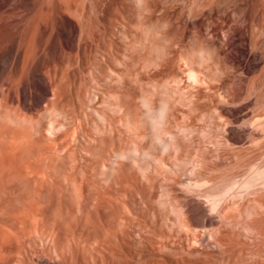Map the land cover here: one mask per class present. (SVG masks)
<instances>
[{"label": "rangeland", "instance_id": "374dc122", "mask_svg": "<svg viewBox=\"0 0 264 264\" xmlns=\"http://www.w3.org/2000/svg\"><path fill=\"white\" fill-rule=\"evenodd\" d=\"M81 1H83V2H81ZM63 2H65V1H63V0H51L52 7H53V4L56 6V7L54 6L55 7L54 9H56V13H54V11H55L54 9L50 14L43 13V16H46V18H47L45 20V17L41 18L42 15L39 19V15L36 13L35 7H36V5H39L41 3H45V5L49 4V1H47V0H40V1L39 0H0V103L5 100L4 102H6V101L7 102L6 103L3 102V104L4 105L9 104V106H10L9 107L8 105H6L9 108H5V109H8V110L10 109V110H14V111L20 110L19 113L24 112V113H26L27 117L30 115L29 118H32L34 115V118H35V119H33V124H34L36 117L38 120H39V118H42L43 114H45V112L47 111V108H49V106L52 105L53 101H51V100H55L54 98L56 97V94L54 91L60 90V91H58L57 94H59V92L60 93L62 92L65 94H59L62 97H60L59 95H57V96H59L60 98H63V96L65 98L67 96L66 102L67 103L72 102V103H68V104H72L73 107L75 105L76 108H78V109H76V111L78 112V113H76L77 114L76 115L74 112L75 108L69 110L68 107L69 108H72V107L69 106L66 102H65L66 103L65 104L63 101H61L62 99H59L56 97V99H58L57 101H61L60 105L63 103L65 104V106H66L64 108V109H66L65 111H67V109H68L67 112H62V114H61V112L59 113L61 115L60 118L62 119L63 124L65 122H67V120L63 121L64 119L70 120L69 122H71V123H69L70 126H68V127H71V130L75 129V130H73V131H75L74 133L72 131L70 133L68 132V134L70 136L72 133L74 135L76 133H78V135H75V136L80 137V139L78 137L76 140H72V139H74V137L72 138V137L68 136L67 139H69V137H70L69 141L71 142V144H67V143H70L68 141H63V142H65V145H63V142H62V143H60V146H58L59 151L60 150L63 151V148H60L62 146L67 145V147H68L69 145L72 146L74 144V146L71 147L73 149H76V147L78 146V149H77L78 151H76V150L72 151L71 148H70V150H71L70 151L67 149V147H65L66 149H64V152H65V150H68L69 151V152H67L68 154L70 152H73L75 154L74 151H76V153H78L79 157H77V155L76 156L72 155V156H70V158H71V160H70L69 156L65 155L63 152L62 154H64V157H65V159H63V158H61L62 154H59L58 150H56L54 152L55 148L57 147V144H54V145H56L55 147H53L54 146L53 144H48L46 146L50 147L51 145H53L52 148L50 147V149H48L45 147L46 148V154H44L42 157H39L40 159L36 158V159H32L30 161H25L26 164H24V161H23V163H20L21 161L13 162V164L11 165L14 168L15 165L19 164L18 167H16V168H19L20 170L24 169V171H28V172H26V174H28V175L25 174L27 177L26 180H24V182L22 180H20L23 183H21L20 181L19 182L16 181L17 184H14V182L8 183V181H6V179H8V178H5L4 180H0L1 181L0 190L4 189V186L3 187H1V186L5 185V184H2L3 183L2 181H4V182L6 181L7 185L9 184L8 186L11 189L16 188V187H19V188L22 187L23 192L27 191L29 189L31 191H34L35 189H37L36 186H33V185L35 184L36 180L39 181L40 180L39 178H41V177L44 178L46 181L45 182L43 179V181H44L43 183H46L45 184L46 187L43 188L44 191L42 189V192H43L44 197H45V200L41 201V202H43L42 204L38 200L36 201V199H34V196H32V194L29 192L30 190L28 191L30 193L29 194L30 200H29L28 194H24L27 192L22 193V192H20V191H22V189H19V191H18L17 188H16L17 191L15 192L13 189V193H11L12 195L15 192L16 194L14 196H16V195H18L17 193L20 192L21 195H26V196H24V198H27L26 200L30 201L29 205H27L26 207L17 205L16 210L13 209L14 213H15V211L19 212V208H22V207L23 208L21 209L22 212L21 213L17 212L16 215H14V213H12V212L10 213V211L7 209V208H9V207H7V205L9 203H11V201L16 202V200H18L19 197H21V199H22V196L18 195V196H16V198L13 197V198H15V200L13 201V198H11L10 199L11 201H10V200H7L8 198L5 197L6 195L5 196L2 195V194H4V192L0 191V193H2L0 195L5 197L8 202L10 201L9 203L7 202V204L5 203L4 205H3V203L0 202L1 203L0 206L3 205L2 206L3 208L1 207L0 210L3 209V211H4V215L0 216V220L3 221L0 223V226L2 229L7 227L6 231L2 232V230H0L1 231L0 238H5V239H3L4 241L0 240V243H1L0 244V252H2V250H3V253L0 254L1 255L0 256V264H16V263L21 264L18 261L15 262L16 259L20 260V258H18L19 256L17 254L18 253L17 250L24 254L23 256L20 255L22 260L25 259V260H23L24 262H26L24 264H66V263L70 264L72 262H73L72 264H76L77 262H78L77 264H105V261H107L106 264H264V194H263L264 190L261 191L262 195H259V197H258V194L260 193L259 192L260 190L257 191L258 194L254 193L253 194L254 196H252V197L247 196L248 197L247 199L245 197L242 200H238L237 201L238 203L237 202L234 203V204H236V206H234V204L232 203L231 206L233 205L234 208L235 207L237 208V205L239 206V204H240L241 209H239L240 208L239 207L237 209H234L235 211H232V209H233V207H232L231 211L229 210L231 214L229 213L228 216H227V214H228L227 212H229V211L222 212V214L226 213V214L222 215V216L226 215V217L224 216L222 219V216L220 217L221 214L219 215L217 213L219 215V217H218L216 213H214V214L212 212L210 213V211L208 210L209 209L208 205L206 204V199L204 197L201 199V198H199L198 194L197 195H194V193H193V195H192V193L189 194L185 190H182V189H184V188H182L183 186H180L182 184V182L185 183V181H187L188 178H189L188 180H191L192 179L191 177L196 179V174H197V177L199 176L198 177L199 179L201 178V176H202L201 179H204L207 176H208V178L210 176H213L212 178H214L215 181L214 180L213 181L215 182V184H217L216 181L219 180L218 181L219 185H223L222 183H224V181L228 182L231 180H237V179L242 178L246 174V172L249 170V168L251 167L250 165H252L254 163L258 164V162H261L260 163L261 165L264 163V131H263L264 127H262V126L258 127L257 126L258 129H256V127H255L256 124L254 126L255 129L252 126L250 127V123H251V125L254 124L250 121L251 119L253 121L256 118L259 119L260 116L264 118V88H263L264 85H262L264 83V0H68V3H66V7H65ZM32 9H33V11L34 10L35 11L33 12ZM65 9L68 11H66ZM44 10H47L46 12H48V6L47 7L45 6ZM44 10H43V12H45ZM31 11L33 12V14ZM36 15H38V17H36V19H35L34 16H36ZM50 15H51V17H50ZM52 17H53V19H55L54 21H51ZM34 19L37 21V22H35L37 24L33 26ZM38 23H40V24H38ZM32 27H34V28L32 29ZM49 28L50 29L52 28V29L50 30ZM30 29H31V31H29ZM30 34H31V36H30ZM29 37H30V39H29ZM33 37H35V38H33ZM31 38L35 39L34 40L35 44H34V41L31 43ZM27 42H28V44L30 43V45H28ZM143 46H145V47H143ZM135 48H136V50H135ZM139 48H141V49H139ZM142 48H145V49H147V48H149V49L150 48H158L157 50L155 49V51H159L161 55L159 54V52L158 53L153 52L155 59H156V55H158V54L160 55L159 57H157L158 61L155 60L154 58H151L153 56V53H152L153 50H150V52L152 53V54H150L149 52H147V53L144 52L142 50ZM192 48H196L195 49L196 51H200V49L198 50V48H202L201 49L202 53H204V55L206 54L207 56L209 55L208 57L206 56V58L207 59L209 58V60H210V56L213 57V58H211L212 60H210L208 62L207 66L205 65L207 62L205 64L202 63V62H205L204 59H206V58H203L204 55H202L201 52H198L199 54L196 53V51H194V49H192ZM206 49L209 51H207ZM139 50L141 52L143 51L144 54L143 53L140 54L141 52L136 53V51H139ZM172 50L175 51L174 54L172 53V52H174ZM203 50H205L206 53ZM170 51H172V52H170ZM189 51H191L190 52L191 54H192V51H194L196 54L201 55L200 59L203 58L202 60H204V61H201V62H200V60L198 61L201 63L200 67L206 66V68H208V65H211L207 69V70H210L211 72L206 71V69L204 67L203 70H205L206 73L200 72V73H202L200 75L204 74L205 76L206 75L208 76L209 75L208 72L212 75V72H214V70H215V76H216V71H219L220 70L219 67H221V65H222L221 62H219V61H222V59H224L223 60L224 62L222 61L223 65H224V66L222 65V67H224V68H221L224 70V72H223V70H222L223 73L217 72V76H216L217 78H214L215 83H212V84H215L214 88H213V85L211 86V89L213 88L216 90V88H217L219 93L216 90V92H217V94H216L215 90L211 91V89L207 88V87L210 88L209 81L211 80V82H212V80H213V78H210L211 75L208 76V78H210V80L208 78H206V80H204V78H202L203 76H201V78L205 82V83L203 82L204 85L209 84L207 87L205 86L204 88H202L204 86L203 84H202L203 86L199 85V87L194 86L195 88H197V89H195L196 90L195 93H197V91H198L197 94H199V91L202 89L204 91V92H202V95H203V93L208 95L209 90H210V92H214L211 94H213L212 98L215 96V94H216V96H218V98H216V100H214V98L216 96L213 99L210 97L211 94H209V97H204V96L199 95V97L197 96L198 98L201 97L199 100L197 97H192L193 99H191L190 98L191 96H196L195 93L193 95V93H192L193 90H192V92L190 91L191 89H193V86H192V88L190 86H188L191 88V89L189 88L190 93L188 91H186V89H187L186 84L188 83V79H187V77L185 78L186 73H184V72H186V71H184V67H185V65H187V62L184 60V63L182 64V61H181L182 59H181L180 54L183 53V54L189 55ZM162 52H163V55H162ZM148 53L152 56L146 57V56H148ZM169 53H172V54H169ZM213 53H214V55H213ZM30 54H32V55H30ZM138 54H140V55L146 54V55L143 56L142 61H141V58ZM110 55L111 56L115 55V57H111ZM193 55H195V54H193ZM135 57H139V58H135ZM226 57L228 58L227 60H226ZM252 57L254 59H252ZM150 58L154 59V60H151ZM164 58H167V59L170 58L168 60V64H169V62H171L169 66L172 67L171 70L174 73H175V71H178L175 73V76L170 75V78H169L170 80L165 79V77L167 76L166 78H168V75H169L168 72L170 74H173V72L167 71L169 66L167 68V66L165 65V64H167V62L165 61L167 59L163 60ZM184 58H186V57L184 56L183 59ZM188 58H189V62H191L192 60L195 59L193 57V59L190 60V58H192L191 56ZM188 58H186V59H188ZM198 58H199V56L195 60H197ZM178 59H179V61H177ZM207 59H206V61H207ZM139 60L141 61V64H147L148 62H150V64L152 65V66L149 65L150 71H148L149 70L148 68L147 69H145V67L142 68L143 65H141L140 63H139L140 65L138 64ZM238 60H240V61H238ZM155 61H156V63H155ZM161 61L165 62V63H162ZM211 61L212 62L214 61V62L210 63ZM216 61H217V64H214ZM225 61L227 62L226 65L227 64H229V65L226 66L224 64ZM136 62L140 68L138 67L137 64H136L137 66L135 65ZM232 62H234L235 64H233ZM237 62L240 64V65H238L239 67L237 66V64H238ZM160 64H162V65L164 64L166 66L167 70L163 69V71H162V69H160V67H162ZM95 65H97V66H95ZM189 65L191 67L193 66L191 63H189ZM198 65H199V63H198ZM198 65L195 64L193 67L194 68L196 67L197 69H201ZM232 65H234V66H232ZM124 66H126V67H124ZM133 66H136L134 68V70L138 69V71L143 70L144 72H146V73H143V71H142V76H141L142 78L146 79V81H143V79L141 77H139L140 74L136 73V71H134V73L131 72L134 74L132 77V74H130L128 71H129V69L132 70L131 67H133ZM146 66L148 67V64ZM225 66L228 68V70H226L227 68ZM106 67H107V69H106ZM191 67L187 66L186 68L190 69ZM230 67H231V69H230ZM234 67H235V69H238V70H235V72H234V70H232ZM218 68H219V70H218ZM157 69H158V71H157ZM175 69H177V70H175ZM188 69H186V70H188ZM229 69L232 70L233 73H232V71L230 72ZM203 70L201 69L200 71H203ZM225 70L227 71V74L230 72L229 73L230 76L228 75L230 78L226 76L224 79V77L222 76V74L225 75V72H226ZM197 71H199V70H197ZM148 72H151V73H148ZM155 73H157V74H155ZM160 73L162 74V76ZM117 74H119V76ZM144 74H147L145 76L149 75L148 77H150V78H148V77L145 78V76H143ZM176 74L181 75L180 77H181V79L182 78L183 79L181 80L178 78L176 80L175 78H173V77H179ZM137 75H138V77L135 78ZM213 75H214V73H213ZM171 76H173V77H171ZM152 77L156 80H158V79L162 80L163 79V81L161 82L162 84L157 83V85H156L155 82L153 81V79L151 81H153L154 84H152L151 81H149V79H151ZM211 77H213V76H211ZM139 78H140V80H139ZM136 79L141 81V83L143 82V85H141L139 81H136ZM168 80H169V82H167ZM55 81H56V83H55ZM66 81H67V83H66ZM148 81L151 83L150 85H152L153 88H155L154 86H156L155 92H157L158 94H160L159 92H161V90H164L165 88H167L166 90L171 88L172 91H170V92H173V94L175 92L176 93L175 95L178 96L177 94H179V91H181L182 89L180 90L178 88V90H179L178 91L177 88H175V87L183 88V90H184V88H186L184 90V92H185L184 95H186L185 97H188L187 94L188 95L192 94L191 96L186 98V100L184 99L185 101H188V103H190L189 105L187 102L182 101L183 100L182 97H181V100H178V101L179 102L182 101L183 104L179 105L178 104L179 102L176 101V97L173 95L175 97V101L178 102L177 108H179L180 110L185 109V107H182V106H185L186 104L188 107L190 105L192 106L193 102H196V101H191V100H194V98H195V100L197 98V100L199 102L200 101L202 102V100L205 98H206L205 100H207V101L211 98L212 100L209 101L210 104H207V101H205L206 103H203L204 106H205V104L209 105V106L206 105L207 107H210V105H212L211 106L212 109L208 108L209 110L211 109L210 111H212L213 108H215V105H216V107L219 106L218 109L220 107H222L219 110L222 111L221 113H223V116H225V117L213 116L212 113L214 111L211 112L212 117L208 116V115H210V111H208L209 114L206 112L208 114L207 119L204 116L203 120L206 119L205 123L207 124L208 119L216 117L214 119L213 123L215 125L217 124V126H215V128H214V125H212V128H211V125H209L210 123L208 125H206V124L204 125V123H203L204 121H202V124L205 126V127H203V125L201 124L200 118H202V116H203L202 114L204 113L203 110L206 108V106H205V108H200L202 110H198L200 113L196 112L195 114H193L190 110V109H193L194 105L192 107L190 106L191 108L190 107L188 108L186 106L185 110L186 111L190 110L188 115L192 116V114L193 115L198 114L196 116L200 117V118H198L199 119V121H198V119L195 116H194L195 118L194 117L190 118V117H188V115H185L187 118H189V120L190 119H197L195 121V123L191 122L193 124V126H195L194 124H201L202 125V126L198 125L201 127L197 128V129L201 128L200 132H202V133L196 132L197 134L194 135L193 132L196 129L195 127H197V126H195L193 129L194 131L189 130V131H191V133L188 132L189 136H183L185 139L182 138V135H180L181 141H182V139H184L183 141H185V142H182V143L179 142V143H181L182 146H185V149H183L182 147L181 148L178 147L179 149H181L180 151H182V149L184 150L183 152H181V154L184 153V155L178 157V159H179L178 163L179 164L181 163L180 165H182L183 167L186 165V163L189 164V165H186V166H188L187 168L185 167L187 170H185V168H183V167H181L182 169H180L179 168L180 165L178 163H177V165H179V166H175L176 160H177V159L175 160V156H178L180 151L179 152L175 151L174 148H176V147H174L175 145L174 146H172V145L177 143L178 140L180 141V139L178 137H177L178 138L177 139L175 137V135L173 134L174 137L177 139V141H174L175 143H173V144L169 143L170 146L174 147L173 149H170L171 152H172V150H174V152H172L173 155L172 156L170 155L171 158L174 156L173 161H170L171 159L167 158L169 156L168 154L166 157V159H168V160H166L167 166L170 165V166H168L169 169L166 166L165 170H163V171L160 170V171H158V173H155V177L159 176V177H157V178H159V179H157V181H154V179H155L154 176L151 180L154 182V183L152 182V184H155V186L151 185V183H148L149 186L151 185L152 187L154 186V188L156 187V190H152V192H151L152 187L150 188L148 186L147 182L146 181L143 182V180H141L140 176H138L139 174L137 173V171L134 168V162L133 161L127 162L128 160H126V162L128 164H124L125 167H123V169H125V170H123V171H127L124 173V178L126 177L127 181L123 182V180H122L121 182H119V183H122L121 187H120V184L118 185L120 188V191H115L113 189L115 192L112 190V191H109L107 194L112 193L109 195H110V197L113 196V200L116 198H118L120 200L118 207L121 206L124 203V201L128 203L127 204L128 206L124 204L119 209H114V207L118 208L117 205L115 204V203H117L118 199L111 201V198L109 196L106 197V195H105V199H107L105 202L106 207L104 209V206H103L101 211H100L101 215L100 214L98 215L95 213L94 207H92L93 201L91 200V198L86 197L85 198L86 200L87 199L90 200L89 202H91V203L88 202V206L91 205V207L86 208L87 204L85 206L83 205L85 208L84 213L79 212L78 206H76V202L78 201V199H75L76 197H74V195L71 196L72 192L70 193L71 195H69L68 193H65L68 190L72 189L70 187V185L68 184V182L70 181L71 178L76 177V176H71V178L68 176V178H70L69 180L65 177V179H66L65 180L66 183H65L64 176L61 177V178H63V181L59 176L60 175L59 171L62 168L58 169L59 168L58 166L59 165H61V166L66 165L65 169H64V171H65L66 169H69L71 166H73L74 163L77 164L76 166H78L79 165V163H77L78 161L80 163H82L81 165H83V162H85V160H86L85 163L88 164V166H90L91 168L85 166L86 165L85 163H84L85 165L83 167L84 170H83V168H81L82 166H79L77 171L80 173L76 172L78 175L77 176L78 177L77 182L80 181L79 184H81V185L86 184L88 181L85 180V183H83L84 180H82L83 182L81 181V179L83 178L82 176H84V175L86 176V173L88 175L89 174L91 175V173L94 175L96 173V175H94V176L93 175H91L89 177L86 176L89 181L90 180H95L96 182H97V180L100 181L99 177H97L98 176L97 170H98L99 164L98 163L96 164L97 168L95 166H91V164L94 163L92 160L95 161V158L97 156H98L97 157L98 159L96 161H99V160L101 161V160H103L101 158H104V157L109 158L110 155L113 154V151H111V149H113V148H111V147H113V145H114L115 150L116 149L119 150V147L122 146V145H117V144H120L119 141L122 140V138L126 137V139H129L130 140L129 142L130 143L132 142V144H133L134 140L131 141V139H134L132 137L133 134L130 131H128V127H126L127 125H125L126 113L132 112V111H133V113H139L143 110L144 107L141 104L142 103L141 100H139V96H140L139 94L142 93L141 91H144V88H143L144 86H145L146 91L147 90L148 91L154 90L152 87L148 86L149 85ZM219 81H221V82H219ZM252 81H255L254 84L252 83ZM173 82L174 83L176 82L177 84H173ZM178 82H180V83H178ZM226 82H227L228 86L226 85ZM250 82L253 84V86H251L252 84ZM39 83L42 85L43 84L45 85L48 83V86L46 85L48 88V96H47L48 98L46 97V99L40 100V102L37 104L36 100H38L39 97L41 96V94H40L41 92H40L39 88H37L38 87L37 85H39ZM164 83H166V84H164ZM184 83H185V86H184ZM222 83H224V84L222 85ZM255 83H256V85H255ZM163 84L168 85L170 87L166 86L165 88H163L164 87ZM188 84H190V82ZM216 85L217 86L219 85V86L217 87ZM254 85L256 87H254ZM62 86H63V88H62ZM102 86H103V88H102ZM181 86H183V87H181ZM157 87H161L160 90ZM247 87H250V88H247ZM131 88H132V90H131ZM228 88L231 91V93H232V91H234L235 96L233 95V93L231 94L230 92L228 93L229 94L228 96L227 95L224 96V94L226 93L225 90L228 91ZM251 88H255V89L257 88L258 90L257 91L252 90ZM49 89H51L52 91ZM79 89H81V90H79ZM156 89H158V91H156ZM113 91L115 92V94ZM206 91H208V92L205 93ZM247 91L248 92L251 91L250 94ZM107 92H109V93H107ZM120 92H121V94H120ZM164 92H166V91H164ZM168 92H169V90H168ZM184 92L181 91L182 94H179V95L184 96L183 95ZM104 93L106 94L105 96H104ZM132 93H135V94H132ZM247 93H248V95H247ZM112 94L115 96H113ZM117 94H119V95H117ZM162 94L165 95V93H162ZM171 94H167V95H171ZM96 95H97V98L100 95V100L97 98H96V100L93 99V97H95ZM167 95H165V96H167ZM219 95L220 96L222 95V96L220 97ZM231 95L234 96V98H235L234 100H233V97ZM79 96H81L80 99H79ZM109 96L112 98H110ZM226 96L228 99L226 98ZM69 97L71 98L72 101H69ZM83 97H84L85 101H84V99H82ZM130 97H133V98H131V100H130ZM167 97H172V95L167 96ZM221 98H223L222 99V100H224L223 102H221ZM230 98H231V100H230ZM74 99H75V101H74ZM104 99L109 100V102H108L109 105L106 104V107H105ZM178 99H180V98L178 97ZM219 99L221 102V106L218 105V104H220ZM45 100L50 101L51 104H48V106H47V101H45ZM90 100L92 102H90ZM93 100H95V103L97 102L98 104H94ZM73 101L76 103H74ZM111 101H113V103ZM189 101H191L192 104ZM211 101L215 104H213ZM227 101H228V103H227ZM133 102H134V104H133ZM217 102H218V104H217ZM31 103H32V106L30 105ZM81 103H83V104L81 105ZM99 103H100V105H99ZM101 103H104V105L101 106ZM223 103H225V104L223 105ZM111 104L113 107H110ZM121 104H123V105H121ZM44 105L47 107H45ZM60 105H59V107H60V110L62 111L61 107H64V105L63 106H60ZM135 105H137V106H135ZM200 105H202V104L199 103L198 106H200ZM120 106H122L121 109H119ZM179 106H181V107H179ZM198 106L194 107V109L196 108L195 111H197ZM223 106H224V109H223ZM30 107H32V108H30ZM50 107L52 108L53 106H50ZM97 108H98V110H102V111L105 110L104 108H106L105 111H107L109 115H105V114H107L106 112H104V113L101 112V113H103V115H105V116H108L107 117L108 120L112 121L113 119H111V118H115V116L118 117L119 119L120 118L121 119L118 120V118H115L114 121L118 120L119 122H113L112 121V123H109V121H107V123H106L105 116H102L105 118V121H104L105 123L102 122L104 124V125H102L100 119H98V116L100 118H102L101 113L99 114ZM107 108H110V109H107ZM136 108L140 111L138 112L136 110ZM139 108H141L142 110ZM94 109H95V112H97L96 113L97 116H96V114H93V113H95V112H93ZM208 109L206 108L205 111H207ZM226 109L230 110L231 112L233 110V112L230 113V111H227ZM22 110H24V111H22ZM36 110L38 112H36ZM84 110H86V111L84 112ZM90 110H92V111H90ZM120 110L123 112H120ZM219 110H218V113L220 114ZM40 111H44V112H41V114H40L39 113ZM176 111H178V110H176ZM192 111H194V110H192ZM216 111H215L214 115L218 114ZM73 112L76 115L74 117H76V118L78 117V119H79V120L76 119L77 122H76L75 118L72 116V115H74ZM86 112L87 113L90 112L89 114H87V115H89L88 118L86 116ZM91 112H92V114H91ZM180 112L178 111L179 114L177 113V115L181 119H179L180 121H178V120L177 121L179 122V125H182L181 122H183V119L186 117L181 115ZM30 113L33 115H31ZM64 113H66L68 116L71 114V116L68 117L67 115H63ZM121 113H123V114H121ZM183 113H186V112L183 111ZM90 114L92 115L91 118L94 116L95 117L94 119L99 121L100 125L99 124L98 125L101 127L100 128L101 132L103 130L102 128L105 129L106 126H108L106 124H109L110 127L109 126L107 127L108 130L105 129L106 132L104 130L102 132V133H104V135H102V133L98 134L99 131L97 130L98 131V133H97L96 127L94 129V126L95 125L98 126V125L96 124V121L93 118L92 119L90 118ZM111 114H113V115L117 114V115L113 116ZM177 115H176V117H178ZM232 115H234V116H232ZM62 116H64V119L62 118ZM110 116H113V117L110 118ZM182 116L184 117L183 119H182ZM217 116H219V115H217ZM71 117L74 118V120H73L74 122L72 121V119H70ZM56 118H57V116H56ZM56 118H55V121L57 119H58L57 121L61 120L59 118H57V119ZM104 118H102V120ZM221 118H223L222 120H225V118H226V121H222V123H221V120H220V122H218L219 119H221ZM238 118H240V119H238ZM82 119L85 120V124H84ZM86 119L88 121L90 120V123H91L90 127H89V124L87 125V123H89V122L86 121ZM232 119H233V121H232ZM189 120L185 119V122H183V123H186V121H189ZM228 120H229L228 123L231 122L232 125H233V122H235L236 120H237L236 121L237 123L235 122V126L233 125L231 127V125L227 123ZM259 120L260 121L256 122L257 125H259V122L261 123V118ZM263 120L264 119H262V121ZM81 121L83 122L82 125L80 123ZM92 121H93V123H92ZM249 121H250V123H249ZM40 122H42V119ZM94 122H95V125H94ZM37 123H39V121H37ZM46 123H47V121H45L44 124H42L45 127H40L42 129H40L39 125H37L35 123V125H34L35 129L32 130L31 133L33 135L35 133V135H36V133H37L36 129H37L39 131L41 130L40 132L37 133L38 134V135H36L37 137L43 135L42 137H47V138L48 137L60 138L63 136L65 129H68V130L70 129V128L66 127V125H68V123L64 124L65 127L60 128V127H62L63 124L55 122L54 127L55 126H57V127L60 126V127L58 129H56L55 130L56 133L54 131L53 132L54 135H52V133H50V132L46 133V129L48 128V123L47 124ZM79 123H80V125L78 127H76ZM118 123H121V125ZM191 123L189 125L192 126ZM226 123L228 124L229 128H227ZM248 123H249V125H248ZM110 124H112V125L115 124L113 127L116 130H114L111 127L112 125H110ZM117 124L120 127H118ZM122 124H124L125 125L124 127H126L127 129L124 128ZM211 124H212V122H211ZM236 124H238V125L236 126ZM189 125H187V126H189ZM219 125L220 126L222 125V126L219 127ZM239 125H240V127H238ZM36 127H38L39 129ZM79 127H82V128L85 127L86 133L83 134L84 133L83 129H79ZM88 127L92 130V132L95 130L94 131L95 133L93 132L94 136H92V137L88 136L87 132L92 134V132H89L90 129H87ZM181 127H186V125L181 126ZM117 128H119V130H121L120 134H121V132L122 133L124 132V134L126 136L123 137L122 135H124V134H121L122 137L120 136L121 139L119 140L118 136L120 134L118 133V135L115 136V138L113 137L114 140H116L117 142L114 141V144L111 145L113 143V140L110 143H108L109 139L110 138L112 139L111 135H115L114 131H116V134H117V132H119V131H117L118 130ZM207 128H208V130H206ZM233 128H235V129H233ZM111 129L113 132L111 131ZM81 130H82V132H81ZM109 130L113 134H111L109 132V135L111 134L110 137H105V133H107ZM172 131H173L172 133H177V134L182 133L183 135L185 133V132L184 133L180 132L181 131L180 129L179 130L174 129ZM196 131H198V130H196ZM61 132H62V136L60 135V137H58V135L61 134ZM80 132H81V135H80ZM128 133H130V134H128ZM231 133H232V135H231ZM86 134H87V136H85ZM185 134H187V133H185ZM198 134L201 136H199ZM95 135L96 136L98 135V137L95 138ZM100 135H102L103 138L99 137ZM171 135L172 134H170V135L168 134L167 136L171 137ZM106 136H107V134H106ZM128 136H130V138ZM192 136H194V137H192ZM82 137L84 138V140ZM104 137L108 138V140L106 139L107 141H105ZM170 137H168V142L169 141L172 142V140H176L175 138L172 139V137L171 138ZM188 137H190V138H188ZM85 138H87V140H89V141H86ZM44 139L46 141L48 140L46 138H44ZM67 139H64V140H67ZM94 139L96 140V145L93 144V142H95ZM102 139H104L105 142L102 141ZM211 139L212 140L214 139V140L212 141ZM100 140L102 142H104V144H106V145L110 144L111 147L109 145V146H105L106 148H102V147H104V145H101L102 142H98ZM187 140H189V141H187ZM85 141L90 146L86 145ZM125 141H127V140L123 139L122 144H124L123 142H125ZM81 142L83 143L85 148H87V146H88V149H90L89 151H91L88 154L86 153L89 156V157L86 156L85 157L86 159L84 157L80 158L81 155L85 156L84 151H87V150H83ZM189 142H191V144ZM183 143H186V144L183 145ZM192 143L193 144L196 143V146L193 145ZM44 144H45V142H44ZM77 144H79V145H77ZM146 144H144V145H146ZM178 144H177V146H180ZM125 145H126V143H125ZM147 145L144 147H147ZM79 146L81 148H79ZM97 146H99L101 148L100 149L101 154H102V152H105V153H103L102 155L98 154V152H97L98 148L95 149L96 151L91 150V149L96 148ZM128 146H126L127 149H128ZM122 147H124V149H125L124 145ZM122 147L120 149H122ZM131 148H132V146L129 147V149H131ZM178 148L176 150H178ZM188 148L190 150V153L188 152L190 155L187 156V153H185V151L187 152L188 150H186V149H188ZM190 148H192V150ZM52 149H54V150L51 151ZM42 150H44V152H45V149H42ZM42 150H41V152H43ZM105 150H108L109 152H112V153L109 154L108 151L106 152ZM50 151H51V153L52 152H54V153L51 154V153H49ZM62 151H60V152H62ZM41 152L39 151V154ZM176 152H177V155L175 154ZM48 153H49V155H47ZM90 153H93V154L96 153V155H94L96 157H92L93 155H90ZM53 154H55V155L53 156ZM57 154H59L60 158H57V157H59ZM237 154H238V156H237ZM51 155L53 157L48 159L49 157H51ZM66 157H68V158H66ZM91 157H92V160H91ZM56 158H57V160L58 159L60 160V161H58L59 163H57V160L54 162H53V160H51V159H56ZM182 158H184L183 159L184 161L180 162L182 160ZM44 160H45V162H43ZM49 160H50L49 164L51 167L48 166ZM63 160L64 161L67 160L66 164L64 162L62 163ZM68 160H69V162H68ZM89 161H92L91 164L89 163ZM183 162L185 163V165H183L184 164ZM37 163H38V165H40L41 163H44L43 165L41 164L43 167L39 166L41 168L40 171H38L39 169L36 171L35 168H33L34 171H36V172H34L32 170L34 172L32 174L30 171H31L33 166L36 167ZM45 163H47V164H45ZM71 163H72V165H71ZM20 164H22V168H21ZM63 164H65V165H63ZM29 166H31L30 171H29ZM67 166H70V167H67ZM76 166H75V169H77ZM94 167L96 168V170L94 169L96 172L92 171V169ZM13 168H10L9 172L12 171ZM194 169H195V171H194ZM42 170L46 171V173L44 172L45 176L42 175L43 174ZM71 170H74V169H71ZM82 170L84 172L86 170L84 175H82L83 174ZM87 170H89V172ZM90 170H91V172H90ZM64 171L62 170V173ZM166 171H167V173H166ZM187 171H188V173H187ZM222 171H223V173H222ZM9 172H8V174H9ZM65 172H66L65 174L71 175V173H72V175L73 174L76 175L75 171L71 172L70 170H68ZM69 172H71V173H69ZM182 172L186 173V175ZM195 172H196V174H195ZM12 173H14V172H12ZM126 173H127V175H126ZM130 173L131 174L135 173V174H132L134 176V180H130L133 177L130 175ZM159 173H161V174H159ZM163 173H165V174H163ZM36 174H39V175H36ZM40 174H41V176H40ZM214 174L217 176V179H215L216 176H214ZM35 175L38 176L39 178L38 177L36 178ZM128 175L131 178H128L127 177ZM33 176H35L34 177L35 180L32 179ZM46 176H48L49 178L47 177V179H46ZM218 176H219V178H218ZM220 176L221 177L223 176V177L221 178ZM86 177H84V179ZM212 178L210 177L209 179H211V180H209V179H207V180L211 181L210 185H212V186H210V188H213V187L215 188L216 185L212 184V183H214L212 181ZM235 178H237V179H235ZM23 179H25V176ZM30 179L33 180V181H31L32 183H30L33 188L31 189L28 187V189H25L26 184H28L25 181L29 182ZM138 179H140V181ZM220 179H223V180H220ZM47 180L48 181L51 180L50 182H53V183H50V182L48 183ZM58 180H59V182H58ZM205 180H206V178H205ZM40 181H42V180H40ZM60 181L62 183H65V184H63L65 186H62V188L60 187L62 185V183H60ZM56 182L59 183V186ZM220 182H222V183H220ZM10 183L13 184L12 187H11ZM18 183H20L19 185L21 187L18 185ZM47 183L51 184V185H48L49 186L48 190H52L53 192H50V193L46 192L47 191ZM55 184H57V186L59 188L54 186ZM143 184H145V186ZM67 185H69V186H67ZM219 185H217V186H219ZM13 186H15V187H13ZM28 186H30V185H28ZM118 186L115 185L116 188ZM5 187H6V185H5ZM125 188H127V189L125 190ZM129 188H130V190H129ZM148 188H149V190H148ZM8 189H6V190L8 191ZM209 190L210 189H207V191H209ZM7 191H5V192L9 194V197H12V195L10 196L11 190L9 192H7ZM124 191H127L128 194L126 193L127 194L126 195L124 193ZM143 191H145V192H143ZM147 191H149L150 193ZM116 192H119V194ZM172 192H174V193H172ZM204 192H206V191H204ZM45 193H47V195ZM48 193H49V195H48ZM113 193H115V195ZM63 194H65V195H63ZM1 196H0V198H2ZM52 197L54 198V202H53L54 205H56L58 207H62L63 211H65V208H66V206H64V205L71 207L70 204H72L73 207L70 208L71 213L73 212L72 215L77 218V219L75 218L77 221L80 222V220H81L80 223H82V224L85 222L86 215L90 213L89 211L94 210L93 211L94 213H92V215L90 217L93 219L94 222L95 221L97 222L98 225H96V227H98V226H101V227L105 226V227L104 228L93 227V226H95V223L92 222L93 226H91V228H92V230H91L90 225L87 224V226H89V227L85 226L88 219L86 220L84 225H81L78 222L76 223L75 222L76 220L73 219V222L78 224V226H80V227L77 226V228H78L77 230H79V231H77L76 227H74V225H76V224L68 221V225L71 224V226H72L71 231L68 228V227H70V225L69 226H63L62 229L60 230V234L62 235V238H63L62 243H64L63 244L65 247L64 249L69 250V251L64 252V249L62 250V248H63L62 246L60 247V250H62L61 252H59V250H58L59 248H57V250H55L54 244L52 243L53 244L52 245L49 240L48 241L45 240V239H47V238H45L46 236L44 237V235L40 234L38 232L37 228L34 229V227H36L37 225L32 227L33 224H31V221H33L36 218L37 211H40L43 207H46L45 204H49L47 200H50ZM249 197H251L252 199H250ZM254 197L257 198V200ZM175 198H177L178 200ZM258 198H259V200H258ZM60 199H63V201ZM64 199H66V201L69 200L70 202L68 201L69 203L65 204V203H63V202H66ZM32 200H34L35 202L33 201L34 203H32L31 202ZM57 200L62 201L63 204H61L60 202H55ZM121 200L123 201L122 204H121ZM108 201H111V203L107 204ZM177 201L179 203H177ZM181 201H183V202H181ZM204 201H205V203H204ZM243 201H244V203H242ZM44 202H46V203L44 204ZM113 202H114V204H113V206H111ZM241 204H242V206H241ZM40 205H43V207L40 208ZM107 206L110 207V209H108ZM124 206H127L128 208H126ZM74 207H77V208H75L76 210L74 209ZM30 208L31 209L34 208V210L36 208H40V210L36 209L34 211L32 209L33 210L32 213H36L34 215V214H29V213H31V212H29ZM88 208H90L91 210ZM92 208H93V210H92ZM4 209H6V210H4ZM106 209H108V210H106ZM10 210H12V208H10ZM112 210H115V213H113L114 211H112ZM3 211H1V212L3 213ZM6 211H8L10 214H13L14 216H16V218L19 217L22 220H20V219L13 220L15 218V217H12L13 215L11 216V218H9L10 216L5 215L7 213ZM25 211L26 212L28 211L27 214H23ZM107 211L108 212L112 211V215L110 213L108 214ZM40 212H42V211H40ZM78 212H79V214H78ZM104 212L106 213V215L104 214ZM119 212L121 214H117ZM9 213H7V214H9ZM41 214H38L37 217L40 216L42 219L41 220L38 219V220L45 221V224L47 225L46 231L47 232L49 231L48 232V235H49V233L51 232L50 230L53 229V224H55V223H53L54 222V218H53L54 216L52 214H49V213H47L46 216H41ZM24 215H26L25 216L26 218L25 219L21 218ZM5 216H7V218H4V219L1 218V217H5ZM34 216H35V218H34ZM94 216L100 217L101 219L97 218V217H96L97 218L96 219V218H94ZM74 217H72V218H74ZM29 218H32V219H29ZM72 218L69 220L72 221ZM9 219H10V221H9ZM5 220H6V222H4ZM23 220H25L26 223ZM38 220H37V222H38ZM97 220H99V221L102 220L105 223L104 224L103 222H101L104 224V226L101 223H99V221H97ZM15 221H16V223H19L18 224L19 227L16 229H15V226L17 227L18 225L12 224V222L15 223ZM19 221H23L24 223L23 222L22 223L24 225H28L29 227H30V225H32L31 227L33 229H31V230L33 231L32 232L33 235H31L29 232L24 233L23 231H25L28 228V226L24 227L23 224H22L23 225L22 226L21 222H19ZM110 222H112V223H110ZM2 223H5V225L7 223L10 226H5ZM32 223H34V222H32ZM36 224H38V223H36ZM90 224H91V222H90ZM112 224H114L115 226H113ZM34 225H35V223H34ZM109 225H111V226H109ZM11 226H13V230L12 229L9 230L8 227H11ZM81 226H85V229H82V231L85 230L86 232L85 231L80 232L81 231L80 228H84ZM116 227H118L119 229H117ZM94 228H96V230H94ZM110 228L112 230H114V229H116V230L112 231V230H110ZM101 229H104V230H101ZM31 230H30V228L28 229V231H31ZM89 230L92 232H90ZM97 230L99 231L98 233L100 235H98V233H95ZM106 230L109 231V237L105 236L108 234V232H106ZM9 231H11V232H9ZM63 231H65V232H63ZM87 231L90 232V233H88L90 235V237H88L89 235L86 236L84 234V233H87ZM6 232H8V234H7L8 236L5 234ZM20 232H22L23 235ZM36 232L38 233L39 236H36L37 235ZM71 232H75V234L77 236H75V234H73ZM113 232H116V233H113ZM18 233L21 234V235H19V237L21 236L20 240L23 239V242H21V243H18L19 242L18 241L19 237L17 235ZM25 234H28V235H25ZM71 234H73V235H71ZM113 234H115V235H113ZM29 235H31V237ZM40 235H42V236H40ZM79 235L85 236V237L82 236V238L84 239L83 241H82V239H80L81 236H79ZM96 235L100 236L102 238L101 239L99 237V240H101L102 242H100L97 239ZM9 236H12L14 239L10 238ZM15 236H17L18 238H16ZM25 236H28L30 239H26ZM71 236H75V237L72 238ZM104 236L107 237L106 240H105ZM112 236L115 238H113ZM7 237H9V240H7ZM40 237H42L41 239L43 241H41ZM77 237H80V238H77ZM85 238H86V240L87 239L88 240L86 241ZM109 238H110L112 243L111 242L109 243L107 241V240H109ZM73 239L76 241L77 244L79 242L81 244L80 246L83 247V245L85 243L87 246L84 245L85 249H83L82 247H81L82 248L81 249L77 244H75V241ZM78 239H80V240H78ZM103 239L105 242L103 241ZM5 240L7 241V243L3 244V242H5ZM44 240L46 242H44ZM71 240L73 241V244L71 243ZM97 240L101 244L104 243L103 245L105 246L106 249H104V247H103L104 250L101 249L102 245L99 246V244H97L99 247L95 246L96 243H93V242H97ZM118 240H121V241H118ZM11 241H13L14 244L10 243ZM48 242H50V244H48ZM83 242H85V243H83ZM28 243H29V245H28ZM43 243H45V246ZM46 243H47V246H46ZM70 243H71L70 247L72 245H74V246L72 248L67 249ZM14 245H16V246H14ZM75 245H76V247H79L78 251H76L77 254H75V250H77ZM107 245H109V246H107ZM11 246L14 248V250L11 249L12 248ZM17 246H21V247H17ZM23 246H25L27 250H25V247H23ZM92 246L95 247L94 249L98 250L100 252V254H98L99 252L96 251L93 254L94 257L91 256V253H93V249H92L93 247ZM47 247H49V248H47ZM51 247H53V249H52L53 252L50 249ZM114 247L116 248V250ZM22 248H24V249H22ZM108 248H110L109 249L110 251H107ZM70 249H72V251ZM89 249H90V251H89ZM11 250H12V252H10ZM80 250H82V251H80ZM84 250H86V251H84ZM4 251H7V252H4ZM48 251H51V252L49 253ZM56 251L59 252L58 254H61V255H62V252L66 253V254H64L65 256L59 255V256H61L62 259H63V257H65V259L60 260V257L57 255ZM79 251H80V253H78ZM104 251H106V252H104ZM15 252H16V254H13L15 256L14 257L12 255V253H15ZM69 252H70V254H69ZM71 252H74L75 256L71 255ZM101 252H103L106 256H103V253L101 254ZM5 253H7L10 256V258H7L9 256ZM54 253L58 256V258ZM50 254L51 255L53 254V255L51 256ZM78 254H80V257H78V261H77ZM95 254H97V255H95ZM54 255L56 256V258H54ZM70 255H71V257L72 256L76 257L75 259L73 258L75 260V263H74L73 259L70 258ZM98 255L100 257L98 259H96L95 257H98ZM68 257H69V259H68ZM70 259L72 260V262ZM93 260H95V261L93 262ZM4 261L8 262V263H3ZM22 264H23V262H22Z\"/></svg>", "mask_w": 264, "mask_h": 264}, {"label": "bare ground", "instance_id": "6f19581e", "mask_svg": "<svg viewBox=\"0 0 264 264\" xmlns=\"http://www.w3.org/2000/svg\"><path fill=\"white\" fill-rule=\"evenodd\" d=\"M40 1V0H39ZM47 1H49V4H46L45 5V3H41V4H39V5H36V7H35V9H36V13L39 15V19H40V17H41V15H42V17L41 18H43V17H45V20L47 19L46 18V16H43V13H48V14H50L52 11H53V9L56 7L54 4H53V7H52V4H51V0H47ZM63 1H65V2H63L64 3V5H65V7H66V3H68V0H63ZM81 2H83V1H81ZM38 3V2H37ZM36 3V4H37ZM48 3V2H47ZM47 7L48 6V12H46L47 10H44V8H45V6ZM55 6V7H54ZM80 7V6H79ZM58 8V7H57ZM69 9V8H68ZM78 9V8H77ZM156 9V8H155ZM43 10L45 11V12H43ZM55 11H54V13H56V9H54ZM66 10V9H65ZM32 11H33V9H32ZM31 11V12H32ZM35 11V10H34ZM33 11V12H34ZM66 11H68V10H66ZM78 11V10H77ZM33 12H32V14H33ZM79 12V11H78ZM83 14V13H82ZM38 15H36V16H34V18L36 19V17H38ZM29 16V15H28ZM50 17H51V15H50ZM49 17V18H50ZM84 17V16H83ZM26 18V17H25ZM56 18V17H55ZM34 19V24H33V26L34 25H36L37 23H35V22H37L36 20ZM49 20V19H48ZM55 19H53V17H52V20L51 21H54ZM44 21V20H43ZM39 22V21H38ZM79 23V22H78ZM38 24H40V23H38ZM78 25V24H77ZM52 27V26H51ZM34 27H32V29H33ZM37 29V28H36ZM50 29V28H49ZM52 29V28H51ZM50 29V30H51ZM35 30V29H34ZM29 31H31V29L29 30ZM53 31V30H52ZM34 32V31H33ZM28 33V32H27ZM37 33V32H36ZM32 34V33H31ZM31 34H30V36H31ZM29 36V35H28ZM33 38H35V37H33ZM33 38H31V43L35 40V39H33ZM29 39H30V37H29ZM28 39V40H29ZM30 41V40H29ZM48 41V40H47ZM46 43V42H45ZM27 44H28V42H27ZM34 44H35V41H34ZM28 45H30V43L28 44ZM33 45V44H32ZM31 45V46H32ZM143 45V44H142ZM141 45V46H142ZM143 47H145V46H143ZM28 48V47H27ZM113 49V48H112ZM139 49H141V48H139ZM145 48H142V50L144 51V52H149L150 54H152L153 52H155V53H158L159 51H155V49L157 50L158 48H147V49H145ZM172 49V48H171ZM192 49H194V51H196L195 49L196 48H192ZM200 49V51H196V53H198V52H201L202 53V48H198V50ZM204 49V48H203ZM210 49V48H209ZM111 50V49H110ZM135 50H136V48H135ZM138 50V49H137ZM150 50H153L152 51V53L150 52ZM160 50V49H159ZM176 50V49H175ZM207 50V49H206ZM143 51L141 52L140 50L139 51H136V53L137 52H141L140 54H142L143 53ZM172 51H174V50H172ZM172 51H170V52H172ZM194 51H192V54L190 53L191 51H189V55H186V54H183V53H181L180 55H181V61H182V64L184 63V60L187 62V65H185V67H184V71H186V72H184V73H186L184 76H185V78L187 77V79H188V83L190 82V84H186L187 86V89L186 88H184V90L186 89V91H188L189 92V88L191 87L192 88V86H193V89H191L190 91L192 92V90H193V95H194V93L196 92V90L195 89H197V88H195L194 86H198L199 87V85H201V86H203L204 85V81H203V79L202 78H204V80H206V78H208V76L209 75H211L209 72H211L210 70H207L211 65H208V68H206V66H207V64H208V62L210 61V60H212L211 58H213V57H211L210 56V60H209V58L207 59L206 58V54L204 55V53H202V55H204V57L203 58H206L207 59V61H206V59H204L205 60V62H202V63H206L205 65L206 66H204L205 67V69H206V71H209L208 72V76L206 77L204 74L203 75H200V74H202V73H206V71L205 70H203V68L204 67H200V62L201 61H204V60H202V59H200V57H201V55H198V54H196ZM203 51H205V50H203ZM207 51H209V50H207ZM108 52V51H107ZM211 52V51H210ZM135 53V54H136ZM148 53V56H146V57H151L152 55H150ZM168 53V52H167ZM173 54L175 53V51L174 52H172ZM172 53H169V54H172ZM205 53H206V51H205ZM208 53V52H207ZM29 54V53H28ZM126 54V53H125ZM134 54V55H135ZM140 54H138L139 56H140V58H141V61H142V58H143V56H145V55H140ZM144 54V53H143ZM159 54H160V52H159ZM156 55V59H155V56H154V53H153V56L151 57V58H154L155 60H157V57H159L160 55ZM191 54V55H190ZM193 54H195V55H193ZM210 54V53H209ZM30 55H32V54H30ZM137 55V54H136ZM162 55H163V52H162ZM186 57V58H188V57H192V58H190V60H192L193 59V57L196 59L198 56H199V58L197 59V60H192L191 62H189V58L188 59H186V58H184L183 59V57L184 56ZM197 55V56H196ZM213 55H214V53H213ZM221 55V54H220ZM111 56V55H110ZM170 56V55H169ZM209 56V55H208ZM207 56V57H208ZM216 56V55H215ZM247 56V55H246ZM111 57H115V55L114 56H111ZM162 57V56H161ZM172 57V56H171ZM217 57V56H216ZM135 58H139V57H135ZM150 58V59H151ZM218 58V57H217ZM224 58V57H223ZM105 59V58H104ZM112 59V58H111ZM154 59H151V60H154ZM165 59H167V58H164L163 60H165ZM170 59V58H169ZM169 59H167V60H165L166 62H167V64H168V60ZM228 58L226 57V60H227ZM231 59V58H230ZM252 59H254L253 57H252ZM251 59V60H252ZM162 60V61H163ZM200 60V62H198ZM224 59H222V61H223ZM121 61V60H120ZM141 61L139 60V62H138V64L140 63L141 64ZM158 61V60H157ZM161 61V62H162ZM177 61H179V59L177 60ZM180 61V62H181ZM194 61V62H193ZM222 61H219V62H221V64L223 65V63H222ZM231 61V60H230ZM235 61V60H234ZM238 61H240V60H238ZM111 62V61H110ZM137 62L135 63V65L137 64ZM194 64H193V63ZM214 62V61H213ZM212 61L210 62V63H213ZM218 62V63H219ZM224 62V61H223ZM229 62V61H228ZM124 63V62H123ZM155 63H156V61H155ZM160 63V62H159ZM162 63H165V62H162ZM170 63L171 62H169V64L167 65V64H165L166 66H167V68H168V66L170 65ZM189 63H191L193 66L195 65V64H197L198 65V63H199V67L204 71H200L201 69H197L196 67L194 68L193 66V68L189 65ZM209 63V64H210ZM226 61H225V65H226ZM230 63V62H229ZM233 64H235L234 62H232ZM238 63V62H237ZM241 63V62H240ZM102 64V63H101ZM129 64V63H128ZM137 64V65H138ZM139 64V65H140ZM148 64V67L146 66ZM147 64H141V65H143L142 66V68H144L145 67V69H149L150 68V66L149 65H151L150 64V62H148ZM214 64H217V61L214 63ZM213 64V65H214ZM250 64V63H249ZM98 65V64H97ZM97 65H95V66H97ZM136 65V66H137ZM139 65H138V67H139ZM157 65V64H156ZM159 65V64H158ZM162 67H160V69H162V71H163V69H166V66L164 67L162 64H160ZM176 65V64H175ZM203 65V64H202ZM222 65H221V67H219L220 68V70H219V68H218V70L219 71H216V76H217V72H220V73H223L224 72V70L223 69H221V68H224V67H222ZM227 65H229V64H227ZM226 65V66H227ZM238 65H240L239 63L237 64V66ZM100 66V65H99ZM127 66V65H126ZM126 66H124V67H126ZM136 66H133V67H131L132 68V70L131 69H129V73L130 74H132V77H133V73H134V71H136V73H138V74H140V76L139 77H141L142 76V71L143 70H141V71H138V69L137 70H134V68L136 67ZM152 66V65H151ZM183 66V65H182ZM181 66V67H182ZM191 67L190 69H188V68H186V67ZM224 66V65H223ZM225 66V67H226ZM232 66H234V65H232ZM251 66V65H250ZM130 67V66H129ZM158 67V66H157ZM164 67V68H163ZM213 67V66H212ZM239 67V66H238ZM102 68V67H101ZM140 68V67H139ZM171 66H169V68H168V70L167 71H172L171 70ZM227 68V67H226ZM106 69H107V67H106ZM144 69V70H145ZM156 69V68H155ZM186 69H188V70H186ZM199 70V71H197V70ZM230 69H231V67H230ZM229 69V70H230ZM175 70H177V69H175ZM212 70V69H211ZM222 70H223V72H222ZM226 70H228V68L226 69ZM225 70V71H226ZM232 70H234V72H235V70H238V69H235V67L232 69ZM232 70H230V72L232 71ZM241 70V69H240ZM111 71V70H110ZM147 71V70H146ZM148 71H150V69L148 70ZM157 71H158V69H157ZM161 71V72H162ZM165 71V70H164ZM213 71V70H212ZM103 72V71H102ZM112 72V71H111ZM131 72H133V73H131ZM173 72V71H172ZM176 72H178V71H175V73ZM200 72H202V73H200ZM229 72V71H228ZM229 72V73H230ZM237 72V71H236ZM241 72V71H240ZM117 73V72H116ZM128 73V74H129ZM143 73H146V72H144L143 71ZM148 73H151V72H148ZM147 73V74H148ZM153 73V72H152ZM175 73L173 72V74H170L169 72H168V78H166L165 77V79H169L170 78V75H174L175 76ZM213 73H214V75H213ZM229 73L227 74V71L225 72V75L224 74H222V76L224 77V79H225V77L227 76V77H229L230 75H229ZM232 73H233V71H232ZM57 74V73H56ZM123 74V73H122ZM147 74H144L143 76H145V75H147ZM155 74H157V73H155ZM161 74V73H160ZM118 76H119V74H117ZM136 75V74H135ZM177 76H179V77H173V76H171V77H173V78H175L176 80L179 78V79H181V75H178V74H176ZM229 75V76H228ZM113 76V75H112ZM128 76V75H127ZM149 76V75H148ZM148 76H145V78H147ZM161 76H162V74H161ZM201 76H203L202 78H201ZM211 76H213V77H211ZM210 76V78H213V80H212V82H211V80H210V78H208L210 81H209V84H210V88L209 87H207L209 84H206V85H204L202 88H204L205 86L208 88V89H211V86L213 85V88H214V85L215 84H212V83H215L214 81H215V79L214 78H217L216 76H215V70H214V72H212V75ZM57 77V76H56ZM106 77V76H105ZM117 77V76H116ZM138 77V75L135 77V78H137ZM113 78V77H112ZM142 78V77H141ZM148 78H150V77H148ZM159 78V77H158ZM184 78V79H185ZM230 78V77H229ZM55 79V78H54ZM57 79V78H56ZM97 79V78H96ZM95 79V80H96ZM109 79V78H108ZM143 79V81H146V79H144V78H142ZM141 79V80H142ZM153 79V81L155 82V84L157 85V83H161L162 81H163V79L162 80H156V79H154L153 77L151 78V79H149V81H151ZM183 79V78H182ZM181 79V80H182ZM186 79V80H187ZM207 79V80H208ZM221 79V78H220ZM223 79V78H222ZM223 79V80H224ZM135 80V79H134ZM139 80H140V78H139ZM138 79H136V81H139ZM170 80V79H169ZM169 80L167 81V82H169ZM185 80V81H186ZM217 80V79H216ZM68 81V80H67ZM67 81H66V83H67ZM127 81V80H126ZM125 81V82H126ZM133 81V80H132ZM148 81V83H149V85L148 86H150V87H152V85H150L151 83L152 84H154L153 83V81H151V83ZM158 81V82H157ZM175 81V80H174ZM180 81V80H179ZM107 82V81H106ZM131 82V81H130ZM129 82V83H130ZM140 82V84L141 85H143V82L141 83V81H139ZM165 82V81H164ZM181 82V81H180ZM180 82H178V83H180ZM204 82V83H203ZM208 82V81H207ZM219 82H221V81H219ZM254 82L255 81H252V83L254 84ZM55 83H56V81H55ZM65 83V82H64ZM225 83V82H224ZM224 83H222V85L224 84ZM251 83V82H250ZM251 83V84H252ZM54 84V83H53ZM62 84V83H61ZM100 84V83H99ZM138 84V83H137ZM162 84V83H161ZM164 84H166V83H164ZM163 84V85H164ZM173 84H177L176 82L174 83L173 82ZM203 84V85H202ZM253 84L251 85V86H253ZM258 84V83H257ZM261 84V83H260ZM48 86V83L47 84H40L39 83V85H37L38 87L37 88H39V90H40V94H41V96L39 97V99L38 100H36V103L38 104L39 102H40V100H42V99H46V97L48 96V88H47V86ZM52 85V84H51ZM65 85V84H64ZM129 85V84H128ZM159 85V84H158ZM170 85V84H169ZM226 85H227V82H226ZM225 85V86H226ZM255 85H256V83H255ZM254 85V87H256ZM262 85H264V83L262 84ZM61 86V85H60ZM70 86V85H69ZM99 86V85H98ZM160 86V85H159ZM162 86V85H161ZM170 87V86H168V85H164V87L163 88H165V87ZM184 86H185V83H184ZM188 86H190V87H188ZM200 86V87H201ZM217 86V85H216ZM215 86V87H216ZM219 86V85H218ZM217 86V87H218ZM228 86V85H227ZM258 86V85H257ZM57 87V86H56ZM105 87V86H104ZM124 87V86H123ZM132 87V86H131ZM142 87V86H141ZM155 88H156V86H154ZM181 87H183V86H181ZM222 87V86H221ZM62 88H63V86H62ZM95 88V87H94ZM102 88H103V86H102ZM112 88V87H111ZM129 88V87H128ZM144 88V91H141L142 93L141 94H139L140 96H139V100H141V104H142V106L144 107L143 108V110L141 109V108H139V109H141L142 111L141 112H139L140 110H138L137 108H136V110L139 112V113H133V109L131 110L132 112H127L126 113V118H125V125H127L126 127H128V131H130L133 135H132V137L134 138V139H131V141L132 140H134V142H133V144H132V142L130 143L129 141V139H126V135L124 134V132L122 133L121 132V134H124V135H122L123 137H125V138H122V140H120L121 138H120V136H121V134H120V131L121 130H119V128H117L118 130L117 131H119V132H117V134H116V131H114V134L115 135H111V134H113V133H111L110 132V130L107 132V133H105V137H110V135L112 136V139L110 138L109 139V142L108 143H110L112 140H113V143L111 144V145H113L114 144V141L115 142H117L116 140H114V138H115V136H117L118 135V133L120 134L119 136H118V139L120 140H118L119 142H120V144H117V145H124L125 146V149H124V147H122V146H120L119 147V150H115L114 149V145H113V147H111V145H110V147L111 148H113V149H111V151H113V154H111L112 152H109L108 150H105L106 152L108 151V153L109 154H111L110 155V157L109 158H101V159H103V160H99V161H96L98 158V156L96 157V156H94V155H96V153H90V155H93L92 157H96L95 158V161L94 160H92V157H91V160L94 162L93 164H91V162L92 161H89V163L91 164V166H95L96 167V164L98 163L99 164V167H98V176L97 177H99V179H100V181H98L97 180V182L95 181V180H88V178L87 177H89V176H91V175H93L92 173H91V175L89 174H87L86 173V176L84 175L85 174V172H86V170H85V172L83 171L84 170V165L86 164L85 162H86V160H85V162H83V165H81L82 163H80L78 160V162L77 163H79V165L78 166H76L77 164H75L74 163V165L77 167V169H75V166L73 165V166H71L72 165V163H71V167L70 166H67V167H70L69 169H66L65 171H68V170H70L71 172L73 171H75V173L76 172H78L77 170H78V168H79V166H82L81 168H83V170H82V175H84V176H82L83 178L81 179V181L82 180H84V182L83 183H85V180L86 181H88L86 184H79L80 183V181L79 182H77V180H78V175H77V173H76V175L75 174H73L72 175V173L71 172H69V173H71V175L70 174H65L66 172L64 171V169H65V164H66V161H62V163L64 162L65 164H63V165H65V166H61V165H59L58 167V169H60V168H62L59 172H60V178L62 177V176H64V181L66 180L65 179V177L69 180L70 178H71V176H76V177H73V178H71L70 179V181L68 182V184L70 185V187L72 188V189H70V190H68L67 192H65V193H68L69 195H71L70 193L72 192V195L71 196H73L74 195V197H76L75 199H78V201L76 202V206H78V210H79V212H81V213H84V210H85V208H84V206L87 204V206H86V208L87 207H91V205L90 206H88V202L90 201L89 199H85L86 197H89V198H91V200L93 201L92 202V207H94V209H95V213L96 214H100V211H101V209H102V207L104 206V209H105V207H106V204H105V202H106V200L107 199H105V195H106V197H110V195L109 194H112V193H109V194H107L109 191H112L113 189L115 190V191H120V188H119V184H120V187H121V184L122 183H119V182H121L122 180H123V182H125V181H127L126 180V177L124 178V173L125 172H127V171H123V170H125V169H123V167H125V165L124 164H128L127 162H134V168H135V170L137 171V173L139 174L138 176H140V178H141V180H143V182H147V184L148 183H151V185H154L155 186V184H152V182L153 181H151L152 180V178H153V176H154V181H157V179H159V178H157V177H159V176H156L155 177V173H158V171H160V170H165L166 169V166H167V163H166V160H168V159H171L170 161H173V157L171 158V156L173 155L172 154V152H174V150H172V152H171V150L170 149H173L174 147H176V148H174L175 149V151H177V152H179L181 149H179L178 147H182L183 149H185V146H182V142H185V141H183L185 138L183 137V136H189V134H188V132L189 133H191V131H194L193 129H194V127L195 126H197V127H195L196 129H195V131L193 132L194 133V135L195 134H197V133H199L200 132V129L201 128H199V129H197L198 127H201L203 124H202V121H204L203 123H204V125L206 124L205 123V121H206V119H207V115L209 114V112L208 111H210L212 108H211V106L212 105H210V107H207V106H209V105H207V104H210V100H212L215 96H216V94H217V92H218V90H217V88H216V90H217V92H216V90L215 89H211V91H214L215 90V96L212 98V96H213V94H211V93H214V92H210V90H209V94H211V98L207 101V100H205V99H203L202 100V102L200 101H198L200 98H198L199 97V95H201V96H204V97H209V94L207 95V94H204L203 93V95H202V92H204L203 91V89L202 90H200L199 91V94H197L198 93V91H197V93H195L196 94V96H191L190 94L188 95L187 94V96L189 97V96H191L190 98L191 99H193L192 97H197L198 98V100H197V98H196V100H195V98H194V100H191V101H196V102H193V109H190L191 110V112L193 113V114H195L196 112H198V113H200L198 110H202V109H200V108H205V106H206V108L208 109V108H211L210 110L208 109L207 111H205V109L203 110L204 111V113L201 115L202 116V118H200V117H197L196 115H198V114H196V115H193L192 114V116L191 115H188L189 114V111H186L185 109H186V106H187V104L185 105V106H182V107H185V109H183V110H180L179 108H177V103L179 102L178 100H181V97L183 98V102H187L188 103V101H185L186 100V98H188V97H185L186 95H184L185 94V92H184V90H183V88H180V87H175V88H177V90H178V88L182 91V92H184L183 93V95L184 96H182V95H179V94H182L181 93V91H179V94H177L178 96H176L175 94V92H174V94H173V92H170V91H172L171 90V88H169L168 90H169V92H168V90H166L167 88H165L164 90H161V92L162 93H165V95H167V94H171L172 95V97L174 98H172V97H167V96H171V95H167V96H165L164 94H162L161 92H159L160 94H158L157 92H155V88H153L154 90H152V91H146L145 90V86L143 87ZM142 88V89H143ZM157 88H159V90H160V88L161 87H157ZM247 88H250V87H247ZM264 88V87H263ZM78 89V88H77ZM76 89V90H77ZM109 89V88H108ZM141 89V90H142ZM148 89V88H147ZM206 89V88H205ZM207 89V90H208ZM252 90H258L257 88L255 89V88H251ZM38 90V89H37ZM49 90H51V89H49ZM57 90V89H56ZM62 90V89H61ZM67 90V89H66ZM73 90V89H72ZM79 90H81V89H79ZM78 90V91H79ZM131 90H132V88H131ZM176 90V91H177ZM195 90V91H194ZM199 90V89H198ZM233 90V89H232ZM251 90V91H252ZM52 91V90H51ZM58 91H60V90H58ZM58 91H54L55 92V94H56V97L57 98H59V99H62L61 101H63L64 103L67 101V96L64 98V96H63V98H60V97H62V96H60L59 94H65V93H60L59 92V94H57L58 93ZM101 91V90H100ZM156 91H158V89H156ZM164 91H166V92H164ZM220 91V90H219ZM226 91V93L224 94V96L225 95H229L228 93L230 92L231 93V91L229 90V88H228V91L227 90H225ZM239 91V90H238ZM250 91V92H251ZM263 91V90H262ZM70 92V91H69ZM114 92V91H113ZM208 91H206L205 93H207ZM237 92V91H236ZM248 92V91H247ZM250 92H248L249 94H250ZM254 92V91H253ZM102 93V92H101ZM107 93H109V92H107ZM123 93V92H122ZM126 93V92H125ZM128 93V92H127ZM136 93V92H135ZM135 93H132V94H135ZM139 93V92H138ZM137 93V94H138ZM167 93V94H166ZM187 93V92H186ZM190 93V92H189ZM219 93V92H218ZM232 93H233V95L235 96V94H234V91H232ZM231 93V94H232ZM239 93V92H238ZM248 93H247V95H248ZM257 93V92H256ZM255 93V94H256ZM39 94V95H40ZM54 94V95H55ZM68 94V93H67ZM86 94V93H85ZM114 94H115V92H114ZM120 94H121V92H120ZM130 94V93H129ZM252 94V93H251ZM57 95H59V96H57ZM72 95V94H71ZM70 95V96H71ZM74 95V94H73ZM78 95V94H77ZM76 95V96H77ZM80 95V94H79ZM106 94L104 93V96H105ZM113 95V94H112ZM117 95H119V94H117ZM131 95V94H130ZM176 97V101H178V102H176L175 101V97ZM207 95V96H206ZM113 96H115V95H113ZM133 96V95H132ZM138 96V95H137ZM220 96V95H219ZM222 96V95H221ZM220 96V97H221ZM227 96H226V98H227ZM232 96V95H231ZM234 96H232L233 97V100L235 99L234 98ZM239 96V95H238ZM252 96V95H251ZM53 97V96H52ZM56 97L54 98L55 100H51V101H53L52 102V105H50V106H53L52 108L49 106V108H47V111L45 112V114H43V117L42 118H39V120L37 119V117H36V120H35V122H34V124H33V119H35L34 118V115L33 114H31V115H33V117L32 118H29V116L27 117L26 116V113H19V111L20 110H16V111H14V110H8V109H5V108H9L10 106H9V104H6V105H8V106H6V105H4L3 104V102L5 101H3V102H1L0 103V180H4L5 178H8V179H6V181H8V183L9 182H14V184H17V182L16 181H20V180H22L23 182H24V180H26V175H28V174H26V172H28V171H24V169H19V168H16V167H18V165L19 164H17V165H15L14 166V168L11 166L12 164H13V162H18V161H21L20 163H23V161H24V164H26L25 163V161H30V160H32V159H36V158H39V157H42L44 154H46V148H48V149H50V147L52 148V146L54 145V144H57V147L55 148V150L54 149H52L51 151H53L54 150V152L56 151V150H58L59 148H58V146H60V143H62L63 141H68V142H70L69 140H70V137H74V139H72V140H76L78 137L77 136H75V135H78V133H76L75 135L73 134L75 131H73V130H75V129H73V130H71V127H68V126H70L69 125V123H71V122H69L70 120H68V119H64V116H62V118L64 119L63 121H66L67 120V122H65V123H68V125H66V127H68V128H70L69 130L68 129H65V131H64V134H63V136H62V132H61V134H59L58 135V137H60V135L62 136V137H60V138H55V137H42V136H39V137H37L36 135H38L37 133L38 132H40L39 130H37L36 129V131H37V133H36V135H35V133H34V135L31 133V131L32 130H34L35 129V123L37 124V125H39V128L40 127H45V126H43L42 124H44V122L45 121H47V123H48V128L46 129V133L47 132H50V133H52V135H54V131L56 130V129H58L59 127H57V126H55L54 127V123L55 122H58V123H60V124H63V122H62V119L60 118L61 117V115L59 114L60 112H61V114H62V112H67L68 111V109L70 110V109H74V112H75V114L76 113H78L77 111H76V109H78V108H76V106L74 105V107H73V105L72 104H68V103H72V102H66L69 106H71L72 108H69L68 107V109H67V111H65L66 109H64L66 106H65V104L63 103V104H61L60 105V103H61V101H57L58 99H56ZM78 97V96H77ZM80 97L81 96H79V99H80ZM110 97V96H109ZM108 97V98H109ZM118 97V96H117ZM128 97V96H127ZM178 97L180 98V99H178ZM203 97V98H204ZM219 97V98H220ZM261 97V96H260ZM48 98V97H47ZM96 98H97V95L95 96V97H93V99H95L96 100ZM107 98V97H106ZM110 98H112V97H110ZM131 98H133V97H130V100H131ZM136 98V97H135ZM216 98H218V96H216L215 98H214V100H216ZM225 98V97H224ZM237 98V97H236ZM66 99V100H65ZM82 99H84V97L82 98ZM92 99V98H91ZM97 99H99L100 100V95L98 96V98ZM185 99V100H184ZM223 98H221V102H223L224 100H222ZM228 99V98H227ZM48 100V99H47ZM47 100H45V101H47ZM65 100V101H64ZM88 100V99H87ZM95 100H93V102H94V104H98L97 102L95 103ZM134 100V99H133ZM189 100V99H188ZM218 100V99H217ZM230 100H231V98H230ZM237 100V99H236ZM69 101H72L71 100V98L69 97ZM74 101H75V99H74ZM73 101V102H74ZM80 101V100H79ZM82 101V100H81ZM84 101H85V99H84ZM104 103H105V107H106V104H108V102H109V100H105L104 99ZM182 101H180L178 104L180 105V104H183L182 103ZM191 101H189V102H191ZM205 101H207V104H205V106H204V104L203 103H206ZM229 101V100H228ZM228 101H227V103H228ZM247 101V100H246ZM250 101V100H249ZM7 102V101H6ZM6 102H4V103H6ZM50 101H47V106H48V104H51V102L49 103ZM90 102H92L91 100H90ZM99 102V101H98ZM101 102V101H100ZM107 102V103H106ZM112 103H113V101H111ZM121 102V101H120ZM119 102V103H120ZM125 102V101H124ZM131 102V101H130ZM138 102V101H137ZM212 102V101H211ZM215 102V101H214ZM219 102H220V99H219ZM221 102H220V104H218V102H217V104L218 105H220L221 106ZM20 103V102H19ZM74 103H76V102H74ZM73 103V104H74ZM104 103H101V106H103L104 105ZM118 103V104H119ZM136 103V102H135ZM202 104V105H200V106H198V104ZM213 103V102H212ZM36 104V105H37ZM83 103H81V105H82ZM93 104V105H94ZM133 104H134V102H133ZM190 103H188V105H189ZM191 104H192V102H191ZM196 104V105H195ZM213 104H215V103H213ZM225 103H223V105H224ZM31 106H32V103L30 104ZM59 105L60 106H63L64 105V107H61V109H62V111L60 110V107H59ZM99 105H100V103H99ZM98 105V106H99ZM109 105V104H108ZM107 105V106H108ZM117 105V104H116ZM121 105H123V104H121ZM45 106V105H44ZM47 106H45V107H47ZM119 106V105H118ZM117 106V107H118ZM135 106H137V105H135ZM191 106V105H190ZM189 106V107H190ZM191 106V107H192ZM196 106H198L197 107V111H195L196 110V108L194 109V107H196ZM202 106V107H201ZM204 106V107H203ZM83 107V106H82ZM95 107V106H94ZM110 107H113L112 106V104H111V106ZM116 107V108H117ZM121 107L122 106H120V108L119 109H121ZM179 107H181V106H179ZM188 107V106H187ZM188 107V108H189ZM190 107V108H191ZM219 107V106H218ZM218 107H216V105H215V108H213V110L212 111H210V115H208V116H211L212 117V115L213 116H216V117H222L223 116V113H221L222 111H220L219 109L220 108H222V107H220L219 109H218ZM18 108V107H17ZM16 108V109H17ZM30 108H32V107H30ZM81 108V107H80ZM84 108V107H83ZM93 108V107H92ZM102 108V107H101ZM124 108V107H123ZM199 108V109H198ZM229 108V107H228ZM39 109V108H38ZM37 109V110H38ZM46 109V108H45ZM88 109V108H87ZM96 109V108H95ZM95 109H94V111L93 112H95ZM105 110H106V108H104ZM107 109H110V108H107ZM220 111V114L218 113V110ZM223 109H224V106H223ZM36 110V112H38ZM64 110V111H63ZM81 110V109H80ZM97 110H98V108H97ZM105 110H98V112H99V114L101 113V112H106L107 114H105V115H109L108 114V112L107 111H105ZM124 110V109H123ZM128 110V109H127ZM126 110V111H127ZM176 110H178L180 113H181V115H183L184 117H186L185 115H188V117H196L197 119L198 118H200V121H201V124H194L195 126H193V122L195 123V121L197 120V119H190L189 120V118H184L183 116H182V119H183V122H185V119H187V120H189V121H186V123H183V122H181V124L182 125H179V122L178 121H180L179 119H181L178 115H177V113H178V111H176ZM192 110H194V111H192ZM217 110V111H216ZM227 111H230V110H228V109H226ZM13 111V112H12ZM22 111H24V110H22ZM32 111V110H31ZM83 111V110H82ZM86 110H84V112H85ZM90 111H92V110H90ZM125 111V110H124ZM183 111L184 112H186V113H183ZM202 111V112H203ZM214 111V112H213ZM215 111L218 113L217 115H219V116H217V115H214V113H215ZM226 111V112H227ZM33 112V111H32ZM41 112H44V111H40L39 113L41 114ZM74 112H73V114H74ZM120 112H123V111H121L120 110ZM208 114H207V113ZM211 112H213L212 113V115H211ZM232 112H233V110H232ZM231 111H230V113H232ZM90 113V112H89ZM89 113H87L86 112V116H87V118H88V116L89 115H87V114H89ZM97 112H95V113H93V114H96ZM103 113H101V117L102 116H105V115H103ZM28 114V113H27ZM36 114V113H35ZM72 115L73 117L74 116H76V115ZM91 114H92V112H91ZM90 114V118H91V115ZM121 114H123V113H121ZM179 114V113H178ZM222 114V115H221ZM59 115V116H58ZM63 115H67L66 113H64ZM111 115H113V114H111ZM115 115H117V114H114L113 116H115ZM176 115L178 116V117H176ZM230 115V114H229ZM56 116H57V118H59V119H61L60 121H57L58 119L56 118ZM68 116V115H67ZM69 116H71V114L69 115ZM68 116V117H69ZM96 116H97V114H96ZM113 116H110V118L111 117H113ZM204 116H205V120H203V118H204ZM232 116H234V115H232ZM107 117L108 116H105V118H106V123H107V121H109V123H112V121L113 122H119L118 120H120L118 117H116L115 116V118H118V120H116V121H114V119L115 118H111V119H113L112 121L111 120H108L107 119ZM124 117V116H123ZM194 117V118H195ZM216 117H213V118H210V119H208V122H207V124L206 125H208L209 123V125H211V128H212V125H214V128H215V126H217V124L215 125L213 122H214V119L216 118ZM223 117H225V116H223ZM228 117V116H227ZM226 117V118H227ZM259 117V116H258ZM55 118L57 119L56 121H55ZM67 118V117H66ZM75 118V120L76 119H78V117L76 118V117H74ZM74 118H70V119H72V121L74 120ZM89 118V119H90ZM93 119L95 118L94 116L92 117ZM91 118V119H92ZM102 118H104V117H102ZM102 118H100L99 116H98V119H100V121H101V123L102 122H104L105 121V118L102 120ZM178 118V119H177ZM226 118H225V120H222L223 118H221V119H219V121L218 122H220V120H221V123H222V121H226ZM256 118V117H255ZM261 118V123L259 122V125H257V123L256 122H258V121H260L259 119ZM260 118L258 119V118H256L255 120H253L252 121V119L250 120L252 123H254V124H252L251 125V123H250V121H249V123H250V127L252 126L254 129H255V127H256V129H258L257 128V126L259 127V126H262V127H264V120L262 121V119H264L263 117H261L260 116ZM41 119H42V122H40L41 121ZM213 119V120H212ZM235 119V118H234ZM238 119H240V118H238ZM79 120V119H78ZM83 120V119H82ZM95 121H96V124L98 125L99 124V121H97L96 119H94ZM93 120V121H94ZM178 120V121H177ZM212 120V121H211ZM231 120V119H230ZM37 121H39V123H37ZM44 121V122H43ZM86 121H88L87 119H86ZM93 121H92V123H93ZM111 121V122H110ZM122 121V120H121ZM198 121H199V119H198ZM232 121H233V119H232ZM237 121V120H236ZM235 121V122H236ZM239 121V120H238ZM74 122V121H73ZM76 122H77V120H76ZM79 122V121H78ZM83 122H84V124H85V120H83ZM82 121L80 122L81 123V125H82V123H83ZM89 123H87V125L89 124V127H90V120L88 121ZM189 122V123H188ZM192 122V123H191ZM211 122H212V124H211ZM217 122V123H218ZM229 122V120L227 121V123ZM235 122H233V125L235 126ZM241 122V121H240ZM46 123V124H47ZM57 123V124H58ZM64 123V124H65ZM80 123L76 126V127H78L79 125H80ZM105 123V122H104ZM192 124V126L191 125H189V124ZM197 123V122H196ZM200 123V122H199ZM226 123V125H227V128H229L228 127V124H230L231 125V127L233 126L232 124H231V122L230 123H228L227 124ZM237 123V122H236ZM249 123H248V125H249ZM62 125V127H60V128H63V127H65V125ZM118 124H120L121 125V123H118ZM118 124H117V126H118ZM219 124V123H218ZM255 124H256V126H255ZM261 124V125H260ZM59 125V124H58ZM94 125H95V122H94ZM100 125V124H99ZM94 126V129H95V127H96V131L98 130L99 131V133H98V131H97V133L98 134H100V133H102L103 132V130L106 132V130L105 129H107V127L109 126V124H106V125H108V126H106V128L104 129V128H102L103 130H102V132H101V130H100V126ZM102 125H104L103 123H102ZM110 125H112V124H110ZM115 124H113L111 127L114 129V126ZM123 125V127L125 126L124 124H122ZM184 125H186V127H181V126H184ZM187 125H189V126H187ZM198 125H201V126H198ZM203 125V127H205ZM225 125V126H226ZM238 124H236V126H237ZM247 125V124H246ZM222 126V125H221ZM220 125H219V127H221ZM224 126V125H223ZM255 126V127H254ZM57 127V128H56ZM87 128V129H90V128ZM103 127V126H102ZM110 127V126H109ZM116 127V126H115ZM118 127H120V126H118ZM126 127H124V128H126ZM218 127V128H219ZM238 127H240V125L238 126ZM36 128H38V127H36ZM38 128V129H39ZM93 128V127H92ZM40 129H42V128H40ZM79 129H83V131H84V133L83 134H85L86 132H85V127L84 128H82V127H79ZM110 129V128H109ZM127 129V128H126ZM174 129H176V130H181L180 132H185V133H187V134H185L184 133V135L182 134V133H172L173 131L172 130H174ZM233 129H235V128H233ZM238 129V128H237ZM249 129V128H248ZM91 130V129H90ZM89 130V132H92V130L90 131ZM108 130V129H107ZM114 130H116V129H114ZM183 130V131H182ZM189 130H191V131H189ZM196 130H198V131H196ZM203 130V129H202ZM206 130H208V128L206 129ZM263 130V129H262ZM73 132L72 134L74 135H72L71 134V136L68 134V132L70 133V132ZM77 131V130H76ZM80 131V130H79ZM95 131V130H94ZM93 131V132H94ZM111 131H112V129H111ZM123 131V130H122ZM171 131V132H170ZM261 131V130H260ZM264 131V130H263ZM78 132V131H77ZM81 132H82V130H81ZM81 132H80V135H81ZM92 132V134H90V133H88L87 132V134H88V136L89 137H92V136H94V133ZM109 132L111 133L110 135H109ZM113 132V131H112ZM170 132V133H169ZM197 132V133H196ZM229 132V131H228ZM55 133H56V131H55ZM200 133H202V132H200ZM87 134L85 135V136H87ZM90 134V135H89ZM106 134H107V136H106ZM128 134H130V133H128ZM127 134V135H128ZM170 135V134H172L171 135V137H172V139L173 138H181L180 137V135H182V138H184V139H182V141H181V139H180V141L178 140L177 141V139L176 140H172V142H168V137H170V136H167V135ZM175 135V137H174V135ZM212 134V133H211ZM102 135H104V133H102ZM102 135H100L99 137H101V138H103V136ZM192 135V134H191ZM190 135V136H191ZM199 135V134H198ZM231 135H232V133H231ZM48 136V135H47ZM50 136V135H49ZM68 136H70L69 137V139H67L68 138ZM84 136V135H83ZM121 136V137H122ZM199 136H201V135H199ZM203 136V135H202ZM205 136V135H204ZM213 136V135H212ZM98 137V135L96 136L95 135V138H97ZM104 137V139H105V141H107L108 140V138H105ZM114 137V138H113ZM129 138H130V136H128ZM170 137V138H171ZM192 137H194V136H192ZM234 137V136H233ZM44 138H46V139H48L47 141L44 139ZM83 138V137H82ZM169 138V139H170ZM187 138V137H186ZM188 138H190V137H188ZM214 138V137H213ZM64 139H67V140H64ZM79 139H80V137H79ZM90 139V138H89ZM104 139H102V141H104ZM107 139V140H106ZM123 139H125V140H127V141H125V142H123L124 144H122V141H123ZM198 139V138H197ZM204 139V138H203ZM83 140H84V138H83ZM85 140L86 141H89V140H87V138H85ZM202 140V139H201ZM209 140V139H208ZM212 140V139H211ZM214 140V139H213ZM212 140V141H213ZM237 140V139H236ZM79 141V140H78ZM86 141H85V143H86ZM94 141L95 142H93V144H95L96 145V140L94 139ZM101 140L100 141H98V142H102ZM104 141V142H105ZM174 141H177V143H175ZM187 141H189V140H187ZM193 141V140H192ZM44 142H45V144H44ZM75 142V141H74ZM77 142V141H76ZM80 142V141H79ZM78 142V143H79ZM104 142H102L101 143V145H104V147H102V148H106L105 146H109V145H106V144H104ZM179 142H181V143H179ZM197 142V141H196ZM107 143V144H108ZM125 143H126V145H125ZM128 143V144H127ZM148 145H147V144ZM173 144V143H175V144H173L172 146H174V147H172V146H170V144ZM179 143V144H178ZM190 144H191V142H189ZM194 143V142H193ZM192 143V144H193ZM225 143V142H224ZM48 144H53V145H49L50 147H48V146H46V145H48ZM67 144H71V142L70 143H67ZM81 144H82V147H83V150H87V151H84L85 152V156L84 155H81V157L80 158H82V157H89L87 154L89 153V152H91V151H89L90 149H88V146H90V145H88V143H86V145H88L87 146V148H85V146L83 145V143L81 142ZM80 144V145H81ZM90 144V143H89ZM116 144V143H115ZM132 144V145H131ZM144 144H146L147 145V147H144V146H146V145H144ZM177 144L178 145H180V146H177ZM186 143H183V145H185ZM63 145H65V142H63ZM77 145H79V144H77ZM98 145V144H97ZM100 145V146H101ZM116 145V146H117ZM129 145V146H128ZM188 145V144H187ZM193 145H195L196 146V143L195 144H193ZM224 145V144H223ZM234 145V144H233ZM56 145H54L53 147H55ZM72 146H74V144L72 145ZM72 146H68L67 147V145L66 146H62V147H60V148H63V151L62 150H60V151H62V152H60L59 150H58V153L59 154H62L63 152H64V149H66L65 147H67V149L68 150H70V148L72 147ZM126 146H128V149H129V147L130 146H132V148L131 149H127L126 148ZM189 146V145H188ZM46 147V148H45ZM118 147V146H117ZM116 147V148H117ZM122 147V149H120ZM187 147V146H186ZM190 147V146H189ZM45 149V152H44V150H42V149ZM79 148H81L80 146H79ZM85 148V149H84ZM98 148V149H97ZM178 148V150H176ZM193 148V147H192ZM192 148H190L191 150H192ZM78 149V146L76 147V149H73V148H71V150L73 151V150H76V151H78L77 150ZM95 149H97L98 151V154H101V148L99 147V146H97L96 148H94V149H91V150H95ZM127 149V150H126ZM182 149V151H180V153H179V155L178 156H175V160H176V164H175V166H179L180 164L178 163V161H179V159H178V157L179 156H182V155H184V153H182L181 154V152H183L184 150ZM231 149V148H230ZM41 150L43 151V152H41ZM68 150H65V152H64V154L65 155H68L69 156V159L71 160V158H70V156H72V155H77V157H79L78 156V153H76V151H74L75 152V154L73 153V152H70L69 154L67 153V152H69ZM70 150V151H71ZM82 150V149H81ZM103 150V149H102ZM186 150H188L187 152L185 151V153H187V156L188 155H190L189 153H190V150H189V148L188 149H186ZM39 151L41 152L40 154H39ZM51 151L49 152V153H51ZM96 151V150H95ZM229 151V150H228ZM54 152H52V153H54ZM171 152V153H170ZM177 152L175 153L176 155H177ZM189 152V153H188ZM192 152V151H191ZM49 153L47 154V155H49ZM51 153V154H52ZM67 153V154H66ZM87 153V154H86ZM103 153H105V152H102V154ZM220 153V152H219ZM56 154V153H55ZM55 154H53V156L55 155ZM59 154H57L58 156H59ZM64 154H62L61 156V158H63V159H65V157H64ZM84 154V153H83ZM101 154V155H102ZM167 154L170 156H168L167 157ZM181 154V155H180ZM106 155V154H105ZM221 155V154H220ZM52 155H51V157H49L48 159H50V158H52L53 157ZM219 156V155H218ZM236 156V155H235ZM237 156H238V154H237ZM166 157L168 158V159H166ZM177 157V158H176ZM57 158H60V156L59 157H57ZM57 158L56 159H51V160H53V162L54 161H56L57 160ZM66 158H68V157H66ZM83 158V159H84ZM99 158V159H100ZM193 158V157H192ZM238 158V157H237ZM40 159V158H39ZM47 159V160H48ZM76 159V158H75ZM86 159V158H85ZM94 159V158H93ZM184 158H182V160L180 161V162H182V161H184L183 160ZM126 160H128L127 162H126ZM131 160V161H130ZM211 160V159H210ZM237 160V159H236ZM241 160V159H240ZM58 161H60L59 159L57 160V163H59ZM84 161V160H83ZM193 161V160H192ZM228 161V160H227ZM43 162H45V160L43 161ZM47 162V161H46ZM68 162H69V160H68ZM125 162V163H124ZM35 163V162H34ZM50 160L48 161V166L49 167H51L50 166ZM85 163V164H84ZM177 163L179 164V165H177ZM184 163V162H183ZM189 163V162H188ZM194 163V162H193ZM221 163V162H220ZM224 163V162H223ZM261 162H258V164H252V165H250L251 167L249 168V170L246 172V174L242 177V178H240V179H237V178H235V179H237V180H231V181H228V182H225L224 181V183H222V182H220V183H222L223 185H219V180H217L216 182H217V184H215V180H214V178H212L213 176H210L211 178H212V181L214 182V183H212L213 185H216V187L214 188H210V186H212V185H210V182L211 181H208L207 179H209L208 178V176L207 177H205L206 178V180H205V178L204 179H201L202 178V176H201V178L199 179L198 177H197V174H196V172H195V174H196V179H194L193 177H191L192 179L191 180H188L187 179V181H185V183L184 182H182V184L180 185V186H183L182 188H184V189H182V190H185L186 192H188L189 194H191L192 193V195H193V193H194V195H199V198H205L206 199V204L208 205V210L210 211V213L212 212L213 214L214 213H218L219 215H220V217L223 215V214H226V213H223L222 214V212H227V211H231V208L233 207V209H232V211H235L234 209H237V208H239L240 207V204H239V206L237 205V208L235 207L234 208V206H236V204H234L235 202H237L238 200H242V199H244L245 197H246V199L248 198L247 196H254L253 194L254 193H256V194H258V190H260L259 192L261 193V191H263L264 190V163L261 165L260 164ZM36 164V163H35ZM42 165L44 164V163H41ZM38 165V163H37V165H36V167L35 166H33L32 167V169H31V171H30V167L31 166H29V171L33 174L34 172H36L38 169V171H40L41 170V168L39 167V166H42V165ZM45 164H47V163H45ZM54 164V163H53ZM95 164V165H94ZM202 164V163H201ZM21 165V168H22V164H20ZM30 165V164H29ZM183 165H185V163L183 164ZM186 165H189V164H187L186 163ZM182 166V165H180L179 166V168L180 169H182L181 167H183V168H187L188 166ZM25 166V165H24ZM28 166V165H27ZM85 166H87V167H89V168H91L90 166H88V164H86ZM127 166V165H126ZM168 166H170V165H168ZM167 166V167H168ZM222 166V165H221ZM26 167V166H25ZM43 167V166H42ZM48 167V168H49ZM93 168L92 169V171H94V172H96L95 170H96V168ZM10 168H13L12 169V171H10L9 172V170H10ZM33 168H35V170L36 171H34V169ZM47 168V167H46ZM57 168V167H56ZM171 168V167H170ZM185 168V170H187ZM27 169V168H26ZM71 169H74V170H71ZM87 169V168H86ZM95 169V170H94ZM168 169H169V167H168ZM202 169V168H201ZM205 169V168H204ZM15 170V171H14ZM17 170V171H16ZM34 172H33V171ZM50 170V169H49ZM62 170L64 171L63 173H62ZM184 170V171H185ZM189 170V169H188ZM208 170V169H207ZM24 171V172H23ZM43 171V174L42 175H44L45 173H46V171H44V170H42ZM51 171V170H50ZM88 172H89V170H87ZM182 171V170H181ZM193 171V170H192ZM194 171H195V169H194ZM203 171V170H202ZM8 172H9V174H8ZM12 172H14V173H12ZM29 172V173H30ZM45 172V173H44ZM90 172H91V170H90ZM93 172V173H94ZM131 172V171H130ZM78 173H80V172H78ZM166 173H167V171H166ZM171 173V172H170ZM182 173H184V172H182ZM187 173H188V171H187ZM222 173H223V171H222ZM26 174V175H25ZM62 174V175H61ZM132 174H135V173H132ZM131 173H130V175L131 176H133ZM159 174H161V173H159ZM163 174H165V173H163ZM185 175H186V173H184ZM194 174V173H193ZM216 174V173H215ZM214 174V176H216ZM221 174V173H220ZM36 175H39V174H36ZM35 175V176H36ZM52 175V174H51ZM50 175V176H51ZM67 175V176H66ZM94 175H96V173L94 174ZM93 175V176H94ZM126 175H127V173H126ZM157 175V174H156ZM189 175V174H188ZM212 175V174H211ZM24 176H25V179H23L24 178ZM32 176V175H31ZM30 176V177H31ZM35 176H33V178L32 179H34V177ZM40 176H41V174H40ZM45 176V175H44ZM43 176V177H44ZM55 176V175H54ZM68 176L70 177V178H68ZM38 176H36V178H37ZM47 177L48 176H46V179H47ZM84 177H86L85 179H84ZM128 178H131V177H129V175L127 176ZM221 177V176H220ZM223 177V176H222ZM221 177V178H222ZM39 178V177H38ZM49 178V177H48ZM52 178V177H51ZM77 178V179H76ZM127 178V179H128ZM198 178V179H197ZM218 178H219V176H218ZM40 180H42V181H37L36 180V182H35V184L33 185V186H36V188L37 189H35L34 191H31L30 189V191L29 190H27V191H24V192H27V193H24L23 192V189H22V187L19 185L20 183H18V185L21 187V188H19V187H16L17 189H18V191H19V189H22V191H20V192H22V193H24V194H28V198L30 197V193L32 194V196H34V199H36V201L38 200L39 202H41L42 200H45V197H44V194H43V192H42V189L43 188H45L46 186H45V184L46 183H43L44 181H45V179L44 178H39ZM43 179H44V181H43ZM62 179V181H63V178H61ZM60 179V180H61ZM80 179V178H79ZM91 179V178H90ZM93 179V178H92ZM97 179V178H96ZM125 179V180H124ZM166 179V178H165ZM215 179H217V176L215 177ZM225 179V178H224ZM35 180V179H34ZM54 180V179H53ZM52 180V181H53ZM67 180V181H68ZM130 180H134V176L132 177V179H130ZM139 181H140V179H138ZM169 180V179H168ZM186 180V179H185ZM209 180H211V179H209ZM220 180H223V179H220ZM4 182V181H2L3 183L2 184H5L6 185V187H5V185H2L1 187H3L4 186V189H2V190H0V191H3L4 192V194H2V193H0V194H2L3 196H5V197H7L8 199L7 200H10L11 198H13V197H15L16 198V196H22V199H21V197H19L18 198V200H16V202H12L11 200V203H9L7 200H6V198L5 197H3V196H1L2 198H0V202L1 203H3V205L6 203L7 204V202L9 203L8 205H7V207H9V208H7L9 211H10V213L12 212V213H14L13 212V209H15L16 210V206L17 205H19V206H24V207H26L27 205H29V203H30V198H29V200H26L27 198H24V196H26V195H21V193L20 192H18L17 194L18 195H16V196H14L16 193V191H17V189L16 188H13L14 189V194L12 195L11 193H13V189H11L8 185H7V182ZM31 181H33V180H29V182H27V181H25L26 183H28V184H26V188L25 189H28V187L29 188H33L32 187V185L30 184V183H32ZM48 181V180H47ZM51 180H49L48 181V183L50 182ZM21 182V181H20ZM23 182H21V183H23ZM46 182V181H45ZM58 182H59V180H58ZM142 182V183H143ZM177 182V181H176ZM179 182V181H178ZM0 183H1V181H0ZM47 183V191L46 192H53L52 190H48L49 189V186L48 185H51V184H48ZM50 183H53V182H50ZM55 183V182H54ZM57 183V182H56ZM60 183H62L61 181H60ZM65 183H66V181H65ZM65 183H62V185L60 186L61 188H62V186H65V185H63V184H65ZM141 183V182H140ZM154 183V182H153ZM156 183V182H155ZM184 183V184H183ZM11 184V187H12V183H10ZM58 184V186H59V183H57ZM57 184H55L54 186H56L57 188H59L58 186H57ZM28 185H30V186H28ZM69 185H67V186H69ZM115 185L116 186H118L117 188L115 187ZM142 185V184H141ZM144 186H145V184H143ZM149 186V184H148V186L151 188L152 186ZM217 185H219V186H217ZM16 186V185H15ZM15 186H13V187H15ZM66 186V187H67ZM147 186V185H146ZM154 186L151 188V192H152V190H156V187L154 188ZM172 186V185H171ZM65 187V188H66ZM127 187V186H126ZM138 187V186H137ZM143 187V186H142ZM141 187V188H142ZM11 190H9V189ZM24 188V187H23ZM64 188V189H65ZM128 188V187H127ZM127 188H125V190L127 189ZM6 189H8V191L6 190ZM16 189V190H15ZM24 189V190H25ZM140 189V188H139ZM143 189V188H142ZM207 189H210L209 191H207ZM54 190V189H53ZM113 190V191H114ZM129 190H130V188H129ZM145 190V189H144ZM148 190H149V188H148ZM158 190V189H157ZM177 190V189H176ZM5 191H7V192H9L10 191V196L12 195V197H9V194L8 193H6ZM30 193H29V192ZM43 191H44V189H43ZM114 191V192H115ZM132 191V190H131ZM204 191H206V192H204ZM55 192V191H54ZM57 192V191H56ZM137 192V191H136ZM143 192H145V191H143ZM147 192H149V191H147ZM49 193H48V195H49ZM116 193H118L119 194V192H116ZM123 193V192H122ZM124 193L126 194L127 193V191H124ZM150 193V192H149ZM154 193V192H153ZM172 193H174V192H172ZM204 193V194H203ZM258 194V197H259V195H262V193L261 194ZM46 195H47V193H45ZM58 194V193H57ZM114 195H115V193H113ZM128 194V193H127ZM126 194V195H127ZM168 194V193H167ZM255 194V195H256ZM264 194V193H263ZM61 195V194H60ZM63 195H65V194H63ZM68 195V196H69ZM122 195V194H121ZM112 196V195H111ZM117 196V195H116ZM202 196V197H201ZM257 196V195H256ZM255 196V197H256ZM70 197V196H69ZM126 197V196H125ZM251 197H249L250 199H252ZM254 197V198H255ZM4 198V199H3ZM15 198H13V201L15 200ZM24 198V199H23ZM111 198V201L113 200V196L112 197H110ZM33 199V198H32ZM116 199H118V198H116ZM116 199H114V200H116ZM175 199H177V198H175ZM180 199V198H179ZM204 199V200H205ZM256 200H257V198H255ZM53 200V201H52ZM60 200H62L63 201V199H60ZM65 201H66V199H64ZM110 200V199H109ZM113 200V201H114ZM178 200V199H177ZM258 200H259V198H258ZM6 201V202H5ZM34 200H32L31 202L32 203H34L33 202ZM48 201V203L50 204H45L46 202H44V204H45V206L46 207H43V205H40V208H42L41 210H40V208H36V209H38V210H40V211H42V212H40V211H37V214L36 213H32L33 212V210H34V208H30L29 209V212H31V213H29V214H36V218H35V216H34V220L33 221H31V224H33V226L32 225H30V227L28 226V225H24L23 223V221H25V220H23V221H19V222H21V225L23 224L24 225V227L25 226H28V228L25 230V231H23L24 233H30L31 235H33L32 234V230L31 229H33L32 227H34V226H36V227H34V229H36L37 228V230H38V232L40 233V234H42V235H44V237L45 238H47V239H45V240H49L50 242H51V244L53 243L54 244V248H55V250H57V248H59L58 250H59V252H61L65 247H64V243H62V241H63V238H62V235L60 234V230L62 229V227L63 226H69L70 225V227H68L69 229H70V231H71V229H72V226H71V224H69L68 225V221H70V222H72V223H74L73 222V219L74 220H76L77 218L76 217H74L73 215H72V213H71V210H70V208L71 207H73V205L72 204H70V206L71 207H69V206H67V205H64V206H66V208H65V211H63V208L62 207H58V206H56V205H54V198L52 197L50 200H47ZM62 201H55V202H60L61 204H63V203H69L70 201L69 200H67L66 202H63L62 203ZM69 201V202H68ZM111 201H108L107 202V204L109 203H111ZM119 199L117 200V203H115L116 205H117V207H118V205H119ZM251 201V200H250ZM72 202V201H71ZM74 202V201H73ZM122 200H121V204H122ZM172 202V201H171ZM181 202H183V201H181ZM240 202V201H239ZM0 203V204H1ZM43 202H41V204H42ZM59 203V204H60ZM75 203V202H74ZM79 205H78V204ZM89 203H91V202H89ZM176 203V202H175ZM174 203V204H175ZM177 203H179L178 201H177ZM204 203H205V201H204ZM234 204V206L232 205L231 206V204ZM238 203V202H237ZM242 203H244V201L242 202ZM58 204V203H57ZM60 204V205H61ZM113 204H114V202L112 203V205L111 206H113ZM127 205L128 203L127 202H125L124 201V203L122 204V205ZM182 204V203H181ZM2 205V206H3ZM37 205V204H36ZM59 205V206H60ZM84 205V206H83ZM121 205V206H122ZM183 205V204H182ZM2 206H0V209H1V207ZM121 206H119L118 208H116V207H114V209H119ZM128 206V205H127ZM127 206H124V207H126V208H128ZM241 206H242V204H241ZM15 207V208H14ZM108 207V206H107ZM3 208V207H2ZM10 208H12V210H10ZM23 208V207H22ZM22 208H19V212L18 211H15V213H14V215H16V213L18 212V213H21L22 212ZM75 208H77V207H74V209ZM177 208V207H176ZM35 209V210H36ZM73 209V208H72ZM88 209H90V208H88ZM108 209H110V207H108ZM108 209H106V210H108ZM239 209H241V207L239 208ZM238 209V210H239ZM4 210H6V209H4ZM34 210V211H35ZM76 210V209H75ZM91 210V209H90ZM92 210H93V208H92ZM1 211H3V209L2 210H0V216L1 215H4V211H3V213L1 212ZM74 211V210H73ZM94 211V210H93ZM93 211H89L90 213L89 214H87L86 215V219H85V222H86V220H87V223H86V227H89V226H87V224L88 225H90V229L92 230V228H91V226H93V223L92 222H94L93 221V219L90 217L91 215H92V213H94ZM112 211H114L113 213H115V210H112ZM112 211L111 212H108L107 211V213L109 214H111L112 215ZM117 211V210H116ZM230 211L229 212H227L228 214H227V216L229 215V213H230ZM7 213H9L8 211H6ZM28 212V211H27ZM27 212L25 211L23 214H27ZM79 212H78V214H79ZM5 214V215H7V216H10L9 218H11V216L13 215V214ZM42 213V214H41ZM47 213H49V214H52L54 217V222L53 223H55V224H53V229L52 230H50L51 232L49 233V235H48V232L46 231L47 230V225L45 224V221H40L42 218L39 216V217H37L38 216V214H41V216H46V214ZM86 213V212H85ZM234 213V212H233ZM104 214L106 215V213L104 212ZM107 214V215H108ZM117 214H121L120 212L119 213H117ZM116 214V215H117ZM212 214V215H213ZM217 214V216L219 217V215ZM231 214V213H230ZM12 216V217H15L13 220H15V219H20L19 217L18 218H16V216ZM19 215V214H18ZM101 215V214H100ZM115 215V214H114ZM7 216H5V217H1L2 219H4V218H7ZM26 215H24L23 217H21V218H26L25 217ZM178 216V215H177ZM216 216V217H217ZM225 217H226V215H224ZM224 216H222V219H223V217ZM48 217V216H47ZM72 217H74V218H72ZM80 217V216H79ZM97 216H94V218H96ZM102 217V216H101ZM129 217V216H128ZM72 218V221L71 220H69V219H71ZM76 218V219H75ZM91 220H90V219ZM97 218H100V217H97ZM96 218V219H97ZM126 218V217H125ZM29 219H32V218H29ZM38 219H40V220H38ZM101 219V218H100ZM99 219V220H100ZM12 220V221H13ZM20 220H22V219H20ZM36 220V221H35ZM37 220H38V222H37ZM49 220V219H48ZM99 220H97V221H99ZM103 220V219H102ZM99 221V223H101V222H103V221ZM9 221H10V219H9ZM30 221V220H29ZM91 222V224H90V222ZM123 221V220H122ZM1 222H3L2 220H0V223ZM4 222H6V220L4 221ZM14 222V221H13ZM12 222V224L13 225H18L19 223H16V221H15V223H13ZM23 222V223H22ZM32 222H34L35 223V225H34V223H32ZM69 222V223H70ZM76 223L78 222V223H80L81 222V220H80V222L79 221H75ZM84 222V223H85ZM89 222V223H88ZM25 223H26V221H25ZM36 223H38V224H36ZM48 223V222H47ZM76 223H74V224H76ZM84 223L82 224V223H80L81 225H84ZM95 223V226H93V227H96V225H98L97 224V222L95 221L94 222ZM104 223V222H103ZM103 223H101L103 226H104V224ZM107 223V222H106ZM110 223H112V222H110ZM109 223V224H110ZM2 224H4L5 225V223H2ZM11 224V223H10ZM29 224V223H28ZM22 225V226H23ZM113 226H115L114 224H112ZM5 226H10V225H8L7 223H6V225ZM32 226V227H31ZM77 226H78V224H76V225H74V227H76V230L78 229L77 228ZM85 226H81V227H84V228H80L81 229V231L80 232H83V231H85V230H83L82 231V229H85ZM109 226H111V225H109ZM108 226V227H109ZM12 227V228H11ZM11 227H8L9 228V230H13V226H11ZM19 227V225L16 227L15 226V229L16 228H18ZM21 227V226H20ZM78 227H80V226H78ZM101 226H98V227H96V228H100ZM105 227V226H104ZM104 227H101V228H104ZM0 228H1V226H0ZM7 228V227H6ZM6 228H4V229H0V230H2V232L3 231H6ZM30 228V230L31 231H28V229ZM96 228H94V230H96ZM117 229H119L118 227H116ZM68 229V230H69ZM108 229V228H107ZM123 229V228H122ZM49 230V229H48ZM101 230H104V229H101ZM110 230H112L111 228H110ZM114 230H116V229H114ZM114 230H112V231H114ZM208 230V229H207ZM8 231V230H7ZM73 231V230H72ZM77 231H79V230H77ZM90 231V230H89ZM87 231V233H84L86 236L87 235H89L88 233H90V232H92V231ZM118 231V230H117ZM9 232H11V231H9ZM47 232V233H46ZM63 232H65V231H63ZM86 232V231H85ZM99 231L97 230L95 233H98ZM106 232H108V234L107 235H105V236H107V237H109V231L108 230H106ZM0 233H1V231H0ZM20 233H22V232H20ZM20 233H18L17 235H18V237H19V235H21ZM37 233V232H36ZM70 233V232H69ZM68 233V234H69ZM71 233H73V234H75V232H71ZM94 233V232H93ZM113 233H116V232H113ZM6 235L8 234V232H6L5 233ZM73 234H71V235H73ZM111 234V233H110ZM22 235H23V233H22ZM25 235H28V234H25ZM31 235H29L30 237H31ZM42 235H40V236H42ZM98 235H100L99 233H98ZM102 235V234H101ZM104 235V234H103ZM113 235H115V234H113ZM8 236V235H7ZM36 236H39L38 235V233H37V235ZM75 236H77L76 234H75ZM75 236H71L72 238L73 237H75ZM79 236H81V238L80 237H77V238H80V239H82V241L84 240L83 238H82V236L83 237H85L84 235H79ZM97 236V235H96ZM104 236V238H105V240H106V238L107 237H105ZM111 236V235H110ZM117 236V235H116ZM3 237V236H2ZM10 238H12V239H14L12 236H9ZM9 237H7V240H9ZM16 238H18L17 236H15ZM21 237V236H20ZM20 237L18 238L19 240V242L18 243H21V242H23V239H21L20 240ZM23 237V236H22ZM26 237V239H30L28 236H25ZM70 237V238H71ZM88 237H90V235L88 236ZM99 237L100 236H97V239L99 240ZM113 237V236H112ZM42 237H40V239H41ZM93 238V237H92ZM101 238V237H100ZM113 238H115V237H113ZM118 238V237H117ZM3 239H5V238H0V240L1 241H4ZM75 239V238H74ZM73 239V240H74ZM80 239H78V240H80ZM102 239V238H101ZM25 240V239H24ZM44 240V242H46ZM77 240V241H78ZM85 240H86V238H85ZM88 240V239H87ZM86 240V241H87ZM97 240V242H93V243H96V245L95 246H98L97 244H99V246L100 245H102L100 248L101 249H103V247H104V249H106L105 248V246L103 245V244H101L100 242H102L101 240H99L98 241ZM41 241H43L42 239H41ZM75 241V240H74ZM92 241V240H91ZM103 241H104V239H103ZM109 243L111 242V240H110V238H109V240H107ZM118 241H121V240H118ZM50 242H48V244H50ZM81 242V241H80ZM105 242V241H104ZM5 243H7V241L5 240V242H3V244H5ZM10 243H13L14 244V242L13 241H11ZM27 243V242H26ZM25 243V244H26ZM71 243L73 244V241L71 240ZM71 243L69 244V246H68V248L67 249H69V248H72L74 245H72L71 247H70V245H71ZM83 243H85V242H83ZM112 243V242H111ZM115 243V242H114ZM113 243V244H114ZM1 244V243H0ZM44 244V246H45V243H43ZM52 244V245H53ZM75 244H77L76 243V241H75ZM18 245V244H17ZM28 245H29V243H28ZM32 245V244H31ZM68 245V244H67ZM80 248L82 247V246H80L81 244L78 242V244H77ZM85 246H87L86 245V243L84 244ZM84 245H83V249H85L84 248ZM91 245V244H90ZM111 245V244H110ZM3 246V245H2ZM14 246H16V245H14ZM22 246V245H21ZM21 246H17V247H21ZM46 246H47V243H46ZM49 246V245H48ZM63 247L62 248V250H60V247ZM98 246V247H99ZM107 246H109V245H107ZM12 247V246H11ZM23 247H25V246H23ZM75 247H76V245H75ZM74 247V248H75ZM79 247H76L77 248V250H75V254H77L76 253V251H78V248ZM93 247V246H92ZM47 248H49V247H47ZM81 248V249H82ZM95 247H93L92 249H93V253H91V256H93L94 257V252H99L98 250H96V249H94ZM115 248V247H114ZM113 248V249H114ZM6 249V248H5ZM11 249H13L14 250V248L12 247ZM22 249H24V248H22ZM40 249V248H39ZM51 249V251H52V249H53V247H51L50 248ZM103 249V250H104ZM110 248H108L107 249V251H110L109 250ZM21 250V249H20ZM25 250H27L26 249V247H25ZM31 250V249H30ZM71 251H72V249H70ZM88 250V249H87ZM115 250H116V248H115ZM51 251H48L49 253L51 252ZM65 251H69V250H65L64 249V252ZM80 251H82V250H80ZM80 251L78 252V253H80ZM84 251H86V250H84ZM89 251H90V249H89ZM101 251V250H100ZM4 252H7V251H4ZM10 252H12V250L10 251ZM9 252V253H10ZM17 254H18V258H20V260H15V262L16 261H18L19 263H21L22 264V262H23V264L24 263H26V262H24L23 260H25V259H21V257H20V255H24L23 253H21V252H19L18 250H17ZM23 252V251H22ZM32 252V251H31ZM53 252V251H52ZM55 252V251H54ZM59 252H57L56 251V253H57V255L59 256V255H61V254H58ZM104 252H106V251H104ZM113 252V251H112ZM1 253H3V250H2V252H0V254ZM103 252H101V254H102ZM5 254H7V253H5ZM13 254H16V252L15 253H12V255ZM33 254V253H32ZM55 254V253H54ZM64 254H66V253H63L62 252V255L61 256H65ZM69 254H70V252H69ZM75 254H74V252H71V255H74L75 256ZM87 254V253H86ZM98 254H100V252L98 253ZM4 255V254H3ZM8 255V254H7ZM11 255V256H12ZM42 255V254H41ZM51 255V254H50ZM53 255V254H52ZM51 255V256H52ZM56 255V254H55ZM54 255V258H56V256ZM71 255H70V258H76V257H71ZM95 255H97V254H95ZM1 256V255H0ZM9 256V255H8ZM14 256V255H13ZM40 256V255H39ZM58 256H57V258H58ZM61 256H59L60 257V260H63V259H65V257H63V259L61 258ZM103 256H106L104 253H103ZM15 257V256H14ZM78 257H80V254H78V256H77V261H78ZM86 257V256H85ZM100 256L98 255V257H95L96 259H98ZM7 258H10V256L9 257H7ZM23 258V257H22ZM28 258V257H27ZM53 258V259H54ZM91 258V257H90ZM94 258V259H95ZM52 259V260H53ZM68 259H69V257H68ZM73 259V261H74V263H75V260ZM95 259V260H96ZM71 260V259H70ZM95 260H93V262L95 261ZM104 260V259H103ZM102 260V261H103ZM6 261V260H5ZM3 262V263H8V262ZM22 261V262H21ZM69 261V260H68ZM97 261V260H96ZM105 261V260H104ZM103 261V262H104ZM71 262H72V260H71ZM92 262V263H93ZM106 262L107 261H105V264H106ZM73 263V262H72ZM72 263H70V264H72ZM78 263V262H77ZM76 263V264H77ZM88 263V262H87ZM97 263V262H96ZM17 264V263H16ZM66 264H69V263H66Z\"/></svg>", "mask_w": 264, "mask_h": 264}]
</instances>
